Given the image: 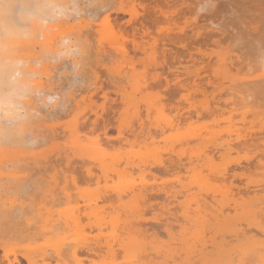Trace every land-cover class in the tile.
<instances>
[{
    "label": "bare ground",
    "instance_id": "6f19581e",
    "mask_svg": "<svg viewBox=\"0 0 264 264\" xmlns=\"http://www.w3.org/2000/svg\"><path fill=\"white\" fill-rule=\"evenodd\" d=\"M81 1V0H80ZM103 1V0H102ZM109 2H110V0H108ZM132 1V0H131ZM150 2H151V0H149ZM154 1V0H153ZM152 1V4L153 3H155V2H153ZM157 1H161V0H157ZM77 2H78V0H77ZM88 2V1H87ZM109 2H107V3H109ZM166 2V1H165ZM259 2V1H258ZM81 3V2H80ZM128 3H130V2H128ZM145 3V2H144ZM157 3V2H156ZM101 4L102 3H100V6H101ZM109 4H111V2L109 3ZM166 4V3H165ZM82 5V4H81ZM104 5V4H103ZM107 5V4H106ZM143 5V4H142ZM151 5V4H150ZM199 5H200V3H199ZM199 5L197 6H195V7H191V6H189V5H186V7H185V9L184 10H187V11H189V9L191 10L192 8V10L190 11V13L192 12V15L193 16H195V14L194 13H197V12H195L197 9H198V7H199ZM225 5V4H224ZM148 6V5H147ZM159 6V5H158ZM254 6V5H253ZM252 6V7H253ZM108 7H109V5H108ZM128 7V6H127ZM153 7V6H152ZM161 7V6H160ZM163 8H165V6H162ZM161 7V8H162ZM110 8V7H109ZM108 8V9H109ZM132 8V7H131ZM150 8V7H149ZM167 8V7H166ZM259 8V7H258ZM95 9H97V8H95ZM94 9V10H95ZM105 9H107V7L106 6H101L100 8H99V10H100V13L101 12H105ZM115 9V8H114ZM117 9H120V8H117ZM124 9V8H123ZM153 9V11H154V8H152ZM92 10V9H91ZM99 10L97 9V11H98V13H99ZM110 10V9H109ZM108 10V11H109ZM116 10V9H115ZM157 10V9H156ZM155 10V11H156ZM163 10V9H162ZM172 10H174V9H172ZM171 10V11H172ZM225 10V9H224ZM245 9H243V11H244ZM90 11V10H89ZM107 11V10H106ZM125 11V10H124ZM159 11V10H158ZM257 11V10H256ZM81 12H82V10H81ZM86 12V11H85ZM95 12H96V10H95ZM111 12V11H110ZM132 12V11H131ZM160 12H161V10H160ZM166 12V11H165ZM165 12H162V14H165ZM172 12H174V11H172ZM176 12H178V11H176ZM176 12H174V13H176ZM250 12V11H249ZM260 12V11H259ZM87 13V12H86ZM90 13H92V12H90ZM89 13V14H90ZM94 13V12H93ZM97 13V12H96ZM96 13H95V15H96ZM119 13V12H118ZM122 14H126V13H123V12H121ZM151 13V12H150ZM157 13V12H156ZM88 14V13H87ZM87 14H85V15H87ZM88 14V15H89ZM114 14H115V12H114ZM113 14V15H114ZM167 14V13H166ZM170 14H171V12H170ZM169 14V15H170ZM177 14V13H176ZM250 14H251V12H250ZM102 15V14H101ZM151 15V14H150ZM153 15V14H152ZM168 15V14H167ZM168 15V16H169ZM174 15V14H173ZM172 15V16H173ZM196 15H198V13L196 14ZM204 15L206 16H208V13L206 12V14L204 13ZM246 15V14H245ZM256 15V14H255ZM89 16H91L90 18H92V16H94V14L93 15H89ZM111 16V15H110ZM140 16V15H139ZM171 16V17H172ZM201 16V15H200ZM203 16V15H202ZM252 16H254V15H252ZM71 17V16H70ZM69 17V18H70ZM75 17V16H74ZM74 17H72V18H74ZM79 17V16H78ZM77 17V18H78ZM81 17V16H80ZM84 18L85 17H87V16H83ZM83 17H81L80 18V20L82 19V21H83ZM95 17V16H94ZM94 17L92 18L93 19V21H91V22H93V23H89V25H90V29H92V30H90L89 31V29L87 30L88 32H90V33H84L83 34V36L85 35V34H88L87 36L89 37V35L91 36V33L93 32V33H95V35L97 34H101L103 37H107L106 39H107V43L109 44V45H111L112 47H114V48H112V49H110L109 51H111V50H113V51H111L110 53L112 54V56H114L115 57V55L117 54V56L118 57H120V58H124V59H126L125 57H128L127 55L129 54L130 55V53L128 52V54H126V56L124 55L125 54V51H129V50H131V49H129L128 48V50H123L124 49V45H123V49H122V47L120 48V47H116V46H119L118 45V43H117V40L115 39V36L116 35H114V33H113V29H112V25H110V24H112V23H109V21H108V14H106L105 15V17H102V18H104V19H101L100 18V21L102 22V20H103V22L106 24L107 23V21H108V23H109V25H107V27L106 28H104L103 27V25H105V24H94ZM121 17V16H120ZM135 17V16H134ZM133 17V18H134ZM151 17V16H150ZM158 17V16H157ZM161 17V16H160ZM164 17V16H163ZM163 17H161L160 18V20L163 18ZM196 17V16H195ZM197 17H199V16H197ZM243 17V16H242ZM246 17V16H245ZM251 17V16H250ZM255 17V16H254ZM108 18V19H107ZM124 18V17H123ZM149 18V17H148ZM148 18H145V19H147V23L149 24V21H150V23H151V21H152V19H153V21H152V23L153 22H155V19L154 18H152L151 17V20H149ZM169 18V17H168ZM207 18V17H206ZM208 18H209V16H208ZM252 18V17H251ZM68 18H66V20H67ZM86 19V18H85ZM89 18H87V20H88ZM95 19H97V18H95ZM136 19H138V17L136 16ZM165 19V18H164ZM166 19H167V16H166ZM170 19V18H169ZM169 19H167V22H168V20ZM250 19V18H249ZM65 20V19H64ZM70 20H72V19H70ZM77 20V19H76ZM106 20V21H105ZM111 20V19H110ZM134 20H135V18H134ZM134 20H132V21H134ZM141 20H143V19H141ZM149 20V21H148ZM159 20V19H158ZM172 20H174L173 18L171 19V21ZM208 20V19H207ZM243 20V19H242ZM246 21H247V19H245ZM253 20V19H252ZM255 20V19H254ZM254 20L252 21V23L254 22ZM260 20V19H259ZM69 21V20H68ZM75 21V20H74ZM86 21V20H85ZM95 21H97V20H95ZM99 21V20H98ZM98 21L96 22V23H98ZM117 21V20H116ZM138 21V20H137ZM161 21H163L164 23H165V21L162 19ZM196 21H197V19H196ZM206 21V20H205ZM58 22V21H57ZM57 22H56V24H55V22H54V24L55 25H57ZM61 22H64V21H61ZM75 22H77V21H75ZM78 22L80 23V21H79V18H78ZM77 22V23H78ZM176 22V21H175ZM174 22V23H175ZM192 22H193V20H192ZM192 22H191V24H192ZM210 22H212V21H210ZM242 22V21H241ZM251 22V21H250ZM249 22V23H250ZM258 22V21H257ZM60 22H58V24H59ZM67 23V22H66ZM71 23V22H70ZM78 23V24H79ZM125 23V22H124ZM131 23V22H130ZM129 23V24H130ZM157 23V22H156ZM162 23V22H161ZM197 22H194L193 23V28L191 29V31H188L187 29V27H185V28H187V29H185V30H187L189 33L191 32V34H185L186 32H185V30H183V29H180V32L178 33L179 35H180V33H182V37H181V35H180V37H175V35H174V32H172L173 33V35H171L172 33H171V31H170V35L171 36H173V37H175V38H172L171 37V39H170V36H169V38H168V35H167V37H165L163 34H164V32L165 31H163V34H162V36H164V40L165 41H167V42H170V41H172L173 39V42L175 41V39L176 38H178V41H176L175 42V44H177V46L176 45H174V46H176L177 48H179V49H185L184 47H188L190 50H191V48H190V46H191V44H187V42H189V40L191 41L190 43H192V44H194L195 43V40H196V42L197 41H200V40H202V41H208L209 39H212L213 37H214V33H213V31H211L210 32V30H209V32L207 31V32H204V31H206V30H208L207 29V26L205 27V30H204V28H203V26L206 24V23H204V25H202V27L201 26H198V23L196 24ZM248 23V22H247ZM260 23V22H259ZM63 24V23H62ZM77 24V25H78ZM87 24V23H86ZM113 24H115V22L113 23ZM119 24V23H118ZM123 24V23H122ZM135 24H137V22H135ZM134 24V22L131 24L132 26L133 25H135ZM153 24H155V23H153ZM153 24H151V25H153ZM163 24V23H162ZM168 23H165V25H167ZM171 25H172V23H170ZM177 24V23H176ZM195 24L197 25V26H195ZM211 24H213V22L211 23ZM242 25L241 26H243V24H245V22H242L241 23ZM51 25V24H50ZM49 25V27H52L53 29H55L56 28V26L54 25V26H50ZM53 25V24H52ZM71 25V24H70ZM76 25V24H75ZM79 25H81V23L79 24ZM78 25V26H79ZM88 25V26H89ZM137 25H139V24H137ZM169 25V24H168ZM170 25V26H171ZM187 25V24H186ZM206 25H208V24H206ZM248 25V24H247ZM252 24H250V26H251ZM59 26V25H58ZM87 26V27H88ZM113 26H115V25H113ZM124 26V25H123ZM122 26V27H123ZM127 26H128V24H127ZM130 26V25H129ZM128 26V27H129ZM136 26V25H135ZM142 26V25H141ZM174 26V25H173ZM173 26H171L172 27V29H173ZM182 26V25H181ZM185 26V25H184ZM209 26V25H208ZM249 26V25H248ZM247 26V27H248ZM255 26V25H254ZM48 27V28H49ZM60 27H62L63 28V26H61L60 25ZM73 27H75L74 25H73ZM80 27V26H79ZM78 27V28H79ZM82 27V26H81ZM98 27H101L100 29H97ZM117 27V26H116ZM119 27V26H118ZM121 27V26H120ZM140 26H137V28H139ZM162 27H164L165 28V26H162ZM161 27V28H162ZM189 27V26H188ZM191 27V26H190ZM69 28H70V26H69ZM69 28L67 27L66 29L67 30H69ZM72 28V27H71ZM84 28V27H83ZM85 28H86V26H85ZM84 28V29H85ZM133 28V27H132ZM135 28V27H134ZM142 27H140V29H141ZM143 28H144V26H143ZM168 28H170L169 26H168ZM177 28V27H176ZM176 28H175V26H174V29L176 30ZM202 28H203V30H202ZM237 28V27H236ZM257 28H259L258 26H257ZM80 29V28H79ZM82 29V28H81ZM83 29V30H84ZM95 31H94V30ZM116 29V28H115ZM127 29H129V28H127ZM145 29H148V28H146L145 27ZM163 29V28H162ZM173 29V30H174ZM252 29V28H251ZM251 29L248 27V28H246V29H244V27H242V30H240L242 33H243V36L240 38V39H237V38H235L232 34H233V32L232 31H230L231 29H227L228 31H229V33H228V35H230L231 37H229L228 36V38H230V41L229 42H231V44L233 43L234 44V47L233 48H235V47H237V46H235V44L236 45H238V48L240 49V55H239V57H238V59H241V61L239 62L238 60H237V62H239V63H242L243 65H245L246 67H247V71H245L244 73H247V72H249L248 74V78H246V79H244V80H239V79H235L234 77L232 78L231 76H230V74H229V71H230V68H232V67H230V66H232L231 64H233V63H231L230 65L229 64H227V62H225V61H227L225 58H224V54H218V55H216V59H215V63L212 65L211 64V62H206V60L208 59H206L205 60V62L206 63H208V66H209V63H210V66H209V68L211 67L212 68V66H213V70H211V68H210V70L209 71H211L212 72V75H213V78H215V87H214V89H215V91H220V94H221V92L222 93H225V92H223L224 91V83H228V86L227 87H225V89H227V91L228 92H230V93H226L227 94V97L229 96V95H231L230 97H234V100H236V101H233V103H235V102H237V103H239L238 105H242V106H246V104H247V102L248 103H250L251 101H254V103H253V105H255V106H258L259 107V105H260V108L262 107V109H258V111L259 110H261V111H256V110H254V112H257V114H258V116H252V118L249 116V118H251V120H249V122H247V124H248V126H247V124H245V126H247V128H245V129H241V128H239V126L237 127L236 125H238V124H240V123H238V124H233V125H235V128L237 127V128H239V129H235V130H233V129H225L226 130V132L229 134V136H233V135H235V137H233V138H235V139H237L238 141V143L239 144H241L240 146H239V144L236 142V140H235V142H233L232 143V141H230L232 144V146L230 145L229 146V144H228V146L231 148V147H233V144H234V146H235V148H237L236 146L238 145V147H240V148H237V150L239 151V150H241V152H243L242 150L243 149H249L248 151L250 152V151H256V149H258V148H260L261 147V149H262V151L264 152V39H263V37H262V39H260L259 37L257 38V40L253 37V35L250 33V34H247L246 32H249V31H251ZM255 29V28H254ZM35 30L36 29H34V31H33V35L29 38V39H22V40H16V41H12L11 42V47H10V51L14 54V55H17V56H20V57H22V58H24V59H26L28 56H29V58H28V60L27 61H29L30 60V55H31V53H30V55H29V51H30V45L31 44H33V43H35L36 42V39L37 38H42V39H44L45 40V42L46 41H48V40H46V38H48L47 37V35L45 34V30L44 31H40L39 29V34H38V31H37V36H40V37H37L36 38V36H35ZM65 30V29H64ZM63 30V31H64ZM78 30V29H77ZM117 30V29H116ZM119 30V29H118ZM126 30V29H125ZM124 30V31H125ZM131 30V28L129 29V31ZM132 30H135V29H132ZM152 30V29H151ZM150 30V31H151ZM166 30V29H165ZM174 30V31H175ZM178 30V29H177ZM226 30V31H227ZM66 31V30H65ZM71 31H73V28H72V30ZM79 31V30H78ZM85 31V30H84ZM87 31H85V32H87ZM140 31H142V30H140ZM145 31H147V30H145ZM246 31V32H245ZM49 32V31H48ZM53 32L55 33V34H57V32H55L54 30H53ZM61 32V31H60ZM59 32V33H60ZM74 32V31H73ZM115 32V31H114ZM136 32L137 31H135V36H136ZM144 32V31H143ZM231 32V33H230ZM47 33V32H46ZM78 33H81V32H78ZM138 33V32H137ZM141 33V32H140ZM147 33H148V31H147ZM151 33H152V31H151ZM162 33V32H161ZM168 34H169V32H167ZM218 32H216V34H217ZM257 34L259 33V35H260V33H261V31L259 32V31H257L256 32ZM264 32H262L261 34H263ZM54 34V35H55ZM69 34H71V33H69ZM73 35L75 34V33H72ZM124 34V33H123ZM131 34V33H130ZM134 34V33H133ZM149 34V33H148ZM155 34H157V33H155ZM154 34V35H155ZM158 34H160V33H158ZM183 34L185 35V38L183 37ZM61 36L60 37H62L63 35H62V33L60 34ZM77 35V34H76ZM76 35L74 36V38H76ZM94 35V36H95ZM111 35V36H110ZM139 35H141V34H139ZM145 35H147V34H145ZM144 35V36H145ZM161 35V34H160ZM166 35V34H165ZM259 35H256V37L257 36H259ZM53 36V35H52ZM59 36V35H58ZM80 35H78L77 37H79ZM100 36V35H99ZM123 37H124V35H122ZM127 36H128V34H127ZM134 36V35H133ZM132 36V37H133ZM159 36V35H158ZM162 36H160L161 38H163ZM261 36H264V35H260V37ZM33 37H35V38H33ZM66 37H68L67 35H66ZM65 37V38H66ZM81 37V36H80ZM87 37V38H88ZM123 37H122V39H123ZM130 38V40H131V36H129ZM140 37V36H139ZM248 37L249 38H251L252 40H256L257 41V47L255 48V54H253V55H250L249 53H247V51H246V46H245V44L242 46V43H243V40H244V43L248 40ZM51 38V37H50ZM49 38V39H50ZM53 38V37H52ZM55 38V37H54ZM69 38H71V36L69 37ZM69 38H67V39H69ZM73 38V39H74ZM89 38H91V37H89ZM101 38V37H100ZM99 38V39H100ZM116 38H117V36H116ZM127 38V37H126ZM134 38V37H133ZM140 38H143V37H140ZM146 38V37H145ZM150 38V37H149ZM158 38V37H157ZM167 38V39H166ZM182 40H181V39ZM60 38H58V40H59ZM72 39V41H78V40H73ZM77 39H79V38H77ZM92 39H96V38H91L90 39V42H92L91 40ZM99 39H97L98 41H99ZM105 39V38H104ZM121 39V40H122ZM148 39V38H147ZM152 39V38H151ZM168 39H170V40H168ZM179 39H180V41L182 42L183 40L185 41V40H187V41H185L186 42V44L187 45H185L184 47H183V45L185 44H180V45H178L179 43L178 42H180L179 41ZM199 39V40H198ZM61 40H63L62 38H61ZM84 40H85V38H84ZM96 40V41H97ZM103 40V39H102ZM124 40H126L125 39V37H124ZM128 40V39H127ZM137 40V39H136ZM154 40V39H153ZM157 40V39H156ZM158 40H162L163 41V39H158ZM177 40V39H176ZM51 41V40H50ZM71 41V40H70ZM81 41V40H80ZM83 41V40H82ZM123 41V40H122ZM143 41V40H142ZM159 41V42H160ZM44 42V43H45ZM51 42H54L53 40L51 41ZM93 42H94V40H93ZM99 42H101V40L99 41ZM124 42V41H123ZM122 42V43H123ZM128 42H129V40H128ZM127 42V43H128ZM132 42V41H131ZM158 42V43H159ZM167 42H165V44L167 43ZM171 43V44H174V43ZM194 42V43H193ZM39 43V42H38ZM44 43H42V44H44ZM55 43H57V42H55ZM83 43V42H82ZM88 43V42H87ZM94 43H96V42H94ZM135 43H137V42H135ZM141 43H144V42H141ZM47 44V43H46ZM51 44V43H50ZM74 44V43H73ZM72 44V45H73ZM84 44V43H83ZM91 44H92V46H93V43H90L89 45L91 46ZM102 44V43H101ZM108 44H103V46L105 45H107V47L109 48V45ZM121 44V43H120ZM138 44V43H137ZM163 43H161V45H162ZM169 44V43H168ZM196 44H198V42L196 43ZM196 44H194V45H196ZM241 44V45H240ZM59 45H60V43H59ZM85 45V44H84ZM83 45V46H84ZM88 45V44H87ZM126 45V44H125ZM131 45V44H130ZM135 45V44H134ZM139 45V44H138ZM141 45V44H140ZM146 45V44H145ZM158 45V44H157ZM35 46V45H34ZM42 46V45H41ZM41 46H40V49H42L41 48ZM46 46V45H45ZM53 46V45H52ZM55 46H57V44L55 45ZM61 46V45H60ZM80 46V45H79ZM91 46V47H92ZM127 46V45H126ZM163 46H165V45H163ZM162 46V47H163ZM180 46V47H179ZM233 45H231V47H232ZM242 46V47H241ZM48 47V46H47ZM54 47V46H53ZM84 47H86V45L84 46ZM100 47V46H99ZM98 47V48H99ZM131 47V46H130ZM138 47H140V46H138ZM151 47V46H150ZM183 47V48H182ZM88 48V47H87ZM86 48V49H87ZM94 48V47H93ZM97 48V47H96ZM96 48H94V49H96ZM101 48V47H100ZM106 48V47H105ZM104 48V49H105ZM136 48V47H135ZM152 48V47H151ZM165 48V47H164ZM194 49H195V47H193ZM237 48V49H238ZM40 49H38V51L37 50H34L36 53H40ZM60 49H61V47H60ZM103 49V50H104ZM107 49V48H106ZM194 49H192V51L194 50ZM197 49V48H196ZM195 49V50H196ZM55 50H57V49H55ZM88 50V49H87ZM97 50V49H96ZM95 50V51H96ZM157 50V49H156ZM187 50V49H186ZM186 50H182V51H186ZM189 50V51H190ZM52 52V51H54V49L52 50V49H49L47 52ZM86 51V50H85ZM94 51V52H95ZM162 51H164V50H162ZM189 51L187 50V52H188V54H189ZM192 51H191V54L193 55V53H192ZM34 52V53H35ZM42 52H44V50L42 51ZM49 52V53H50ZM57 52H59V50L57 51ZM86 52H88V51H86ZM93 52V53H94ZM100 52V51H99ZM114 52H115V54H114ZM134 52V51H133ZM144 52H145V50H144ZM187 52H186V55H188L187 54ZM194 52V51H193ZM33 53V52H32ZM48 53V54H49ZM79 53V52H78ZM83 53H85V52H83ZM97 53H98V51H97ZM109 52H107V56H106V60H109V61H111V62H107V63H112V61H114V63H112V64H115L117 61H119L120 60V58H119V60L117 59H115L114 57H112L110 54H108ZM132 53V52H131ZM137 53V52H136ZM135 53V54H136ZM138 53H140V52H138ZM156 53V52H155ZM158 53H159V51H158ZM178 53V52H177ZM41 55L40 56H44V53H40ZM51 54V53H50ZM57 54V53H56ZM90 53H88V55H89ZM145 54V53H144ZM152 54V53H151ZM154 54V53H153ZM157 54V53H156ZM196 53H194V55H195ZM35 55V54H34ZM33 54H32V56L33 57H35ZM54 55V53H52V56ZM91 55V54H90ZM95 55H96V53H95ZM95 55H94V58L93 59H95ZM100 55V54H99ZM101 55H103V54H101ZM132 55V54H131ZM160 55V54H159ZM192 55H190V57H193ZM42 56V57H43ZM93 56V55H92ZM125 56V57H124ZM137 56V55H136ZM153 56V55H152ZM157 56V55H156ZM161 56V55H160ZM179 55L178 54H176L175 55V57H174V59L177 61V63L180 61H182L183 59H179V60H177L178 58H180V56L182 57V58H184L185 60H186V58L185 57H183L182 55H180L179 57H178ZM197 55H195V57H196ZM36 57H38V56H36ZM49 57V56H48ZM51 57V56H50ZM56 57V56H55ZM74 57H76V56H74ZM80 57H82V56H80ZM85 57V56H84ZM89 57V56H88ZM88 57H86V58H88ZM100 57V56H99ZM131 57V56H130ZM135 57V56H134ZM146 57H147V55H146ZM163 57V56H162ZM187 57V56H186ZM194 57V58H195ZM38 58H41V57H38ZM43 58H45V56L43 57ZM77 58H79V56H77ZM85 58V59H86ZM149 58H151V56L149 57ZM158 58V57H157ZM163 58H165V57H163ZM163 58H162V60H163ZM188 58H189V55H188ZM200 58V57H199ZM46 59H48V58H46ZM50 59V58H49ZM48 59V60H49ZM72 59V58H71ZM70 59V60H71ZM74 59V58H73ZM72 59V60H73ZM89 59H92V58H89ZM92 59V60H93ZM99 59V58H98ZM97 58H96V60H98ZM100 59H101V57H100ZM131 59V58H130ZM143 59V58H142ZM156 59V58H155ZM160 59V58H159ZM196 59H197V57H196ZM202 59H203V57H202ZM36 60V59H35ZM39 60V59H38ZM37 60V61H38ZM41 60V59H40ZM52 60V59H51ZM56 60V59H55ZM75 60L76 59H74V62H75ZM91 60V61H92ZM96 60L94 61V63L96 62ZM132 60H134V59H132ZM152 60V59H151ZM190 60V59H189ZM193 59H191V62L193 63V61H192ZM214 60V59H213ZM30 61H32V62H30V64L31 63H33L34 64V60H30ZM37 61H35V62H37ZM41 61H43V59L41 60ZM44 61H46V60H44ZM43 61V62H44ZM53 61V60H52ZM50 62V61H48L49 63L48 64H54L55 62L53 61V62ZM78 61L80 62V60H77L76 62L78 63ZM93 61H92V64H93ZM102 61H105V60H102ZM122 61V60H121ZM121 61H119L120 63H121ZM135 61V60H134ZM133 61V62H134ZM137 61H139V60H137ZM157 61V60H156ZM194 61H195V63H196V60L194 59ZM208 61V60H207ZM210 61V60H209ZM47 62V61H46ZM57 62H59V61H57ZM56 62V63H57ZM70 63L72 62V61H69ZM75 62V63H76ZM122 62H124V61H122ZM132 62V63H133ZM141 62V61H140ZM150 62H152V61H150ZM161 62V61H160ZM189 61L187 60V62L186 63H188ZM203 62V61H202ZM229 63H230V61H228ZM234 62H236V61H234ZM40 63V62H39ZM45 63V62H44ZM60 63V62H59ZM59 63H58V65H59ZM75 63H74V65H75ZM76 63V64H77ZM90 63V62H89ZM98 63V62H97ZM97 63H95V64H97ZM102 63V62H101ZM118 63V62H117ZM120 63H118V67H116L115 69H114V71L115 70H117L116 71V74H119L120 75V73L122 72H120L118 69H119V67H120ZM167 63V62H166ZM206 63H205V65H206ZM32 64V66H35V65H33ZM46 64V63H45ZM48 64H47V67H49L48 66ZM51 64V65H52ZM69 64V63H68ZM81 64V63H80ZM83 65H84V63H82ZM91 64V63H90ZM94 64V65H95ZM111 64V65H112ZM126 64H127V62H126ZM125 64V65H126ZM128 64H129V61H128ZM127 64V65H128ZM140 64V63H139ZM142 64V63H141ZM178 64H180V63H178ZM197 64V63H196ZM238 63H236V65H237ZM58 65H56V66H58ZM71 65V64H70ZM82 65V66H83ZM86 65H87V63H86ZM94 65H90V66H88L87 68L90 70V68L92 69H94ZM99 66H100V64H98ZM111 65H110V68H111ZM123 65V64H122ZM131 65H134V64H131ZM162 65H164V64H162ZM167 65V64H166ZM165 65V67H167ZM187 65V64H186ZM204 65V66H205ZM212 65V66H211ZM31 66V67H32ZM55 66V67H56ZM77 66V68H78V66H80V65H76ZM76 66H74V67H76ZM124 66V65H123ZM146 66V65H145ZM148 66V65H147ZM45 67V66H44ZM47 67H45V69L47 70L48 68ZM71 67H73V66H71ZM70 67V68H71ZM101 67V66H100ZM107 67V66H106ZM104 68V70L102 69V68H100L101 70H103V71H105V73H102V72H100V69L98 68V66H97V68L95 67V69H99L98 70V73L100 72V73H102L103 74V77H104V75H107L106 74V69L107 68ZM136 67V66H135ZM139 67V66H138ZM187 67V66H186ZM205 67H207V65L205 66ZM204 67V68H205ZM245 67V68H246ZM40 68V67H39ZM52 68V67H51ZM50 68V69H51ZM82 68V67H81ZM108 68H109V66H108ZM121 68V67H120ZM125 68H127V67H125ZM156 68V67H155ZM158 68V67H157ZM170 68V67H169ZM184 68V67H183ZM237 68H239V67H237ZM49 69V70H50ZM53 69H55L54 67H53ZM57 69H59V66H58V68ZM76 69V68H75ZM79 69V68H78ZM137 69V68H136ZM158 69H161V67L160 68H158ZM162 69H163V67H162ZM207 69V68H206ZM234 69V68H233ZM236 69V68H235ZM234 69V70H235ZM36 70V69H35ZM38 70V69H37ZM56 70V69H55ZM61 70V69H60ZM63 70V69H62ZM84 70V69H83ZM97 70H90L89 72H90V74H93L92 72L93 71H97ZM110 70V69H109ZM121 70V69H120ZM127 71H129L128 69H126ZM131 70V69H130ZM135 70V69H134ZM166 70V69H165ZM164 70V71H165ZM205 70V69H204ZM40 71H41V69H40ZM44 71V70H43ZM42 71V72H43ZM56 71H58V70H56ZM74 70H72V71H70L69 72V70L68 71H66V72H69L68 74H70L71 75V77L73 78V76L77 73V72H73ZM76 71H78V70H76ZM85 71H87L86 73H88L89 74V72H88V70H85ZM92 71V72H91ZM112 71V70H111ZM120 73H119V72ZM139 71V70H138ZM145 71H147V70H145ZM149 71V70H148ZM152 71V70H151ZM160 71V70H159ZM201 71V70H200ZM46 72V71H45ZM53 72H55V71H53ZM71 72H73V73H75V74H73V76H72V74H71ZM94 72V74H96ZM118 72V73H117ZM132 72H134V71H132ZM143 72V71H142ZM171 72V71H170ZM238 72H239V70H238ZM44 73V72H43ZM48 73V72H47ZM58 73H60V71H58ZM64 73H65V71H64ZM79 73V72H78ZM80 73L81 74H83V72H81L80 71ZM96 74V75H99V74ZM108 73H109V71H108ZM113 73V72H112ZM128 72H126V73H124V74H121L124 78L126 77L127 79H128V77L130 76H125V74H127ZM138 73V72H137ZM141 73V72H140ZM162 73V72H161ZM172 73V72H171ZM198 73H200L199 71H198ZM231 73V72H230ZM243 73V74H244ZM39 74V73H38ZM42 74V73H41ZM44 74H46V73H44ZM49 74H52V72L50 73L49 72ZM48 74V75H49ZM62 74V73H61ZM67 74V75H68ZM81 74H79V75H81ZM89 74V75H90ZM93 74V75H94ZM129 74H131V73H129ZM135 74V73H134ZM139 74V73H138ZM159 75H160V73H158ZM164 74V73H163ZM182 74V73H181ZM185 74V73H184ZM183 74V75H184ZM192 74V73H191ZM236 74H238V73H236ZM241 74H242V72H241ZM43 75V74H42ZM48 75H47V77H48ZM58 75V74H57ZM70 75H68V77L70 76ZM78 75V76H79ZM88 75V76H89ZM101 75V74H100ZM115 75V74H114ZM121 75H120V77H121ZM142 75H143V73H142ZM146 75H148V73L146 74ZM157 75V74H156ZM155 75V76H156ZM175 75V74H174ZM173 75V76H174ZM180 75V74H179ZM179 75H177V76H179ZM246 75V74H245ZM244 75V76H245ZM43 76H45V75H43ZM62 76V75H61ZM86 77H84V79L86 78H88L87 77V74L85 75ZM91 76V75H90ZM90 76H89V80H90ZM102 76V75H101ZM116 76V75H115ZM115 76H114V78H115ZM133 76V75H132ZM158 76V75H157ZM162 75H160V77H161ZM172 76V75H171ZM177 76H175V77H173V78H175V79H177ZM195 76V75H194ZM211 76V75H210ZM236 76V75H235ZM247 76V75H246ZM64 77V76H63ZM66 77V76H65ZM71 77H70V79H71ZM83 77V76H82ZM81 77V80L83 79ZM94 77H97V76H94ZM106 77H108V76H105V78ZM119 77V76H118ZM119 77V78H120ZM159 76H158V78H160ZM186 77V76H185ZM212 77V76H211ZM238 77H239V74H238ZM41 78V77H40ZM52 78H53V75H52ZM75 78L76 77H74V80H75ZM93 78V77H92ZM99 78V77H98ZM110 78V77H109ZM109 78H106L105 80H107V79H109ZM122 78V77H121ZM131 80L132 79H134V77L133 78H131V77H129ZM138 78V77H137ZM145 78H146V76H145ZM150 78V77H149ZM164 78V77H163ZM163 78H161L162 80H163ZM210 78V77H209ZM237 78V77H236ZM244 78V77H243ZM38 79H39V76H38ZM41 79H43V78H41ZM46 79H48V78H45V82H46ZM67 79H69V78H66L65 80H67ZM69 79V80H70ZM77 79V78H76ZM86 79H85V81H86ZM95 79V78H94ZM97 79V78H96ZM111 80H112V78H110ZM130 79L129 80H127V81H130ZM166 79V78H165ZM185 79V78H184ZM183 79V81L185 82V80ZM188 79V78H187ZM197 79V78H196ZM211 79V78H210ZM224 79H226L225 80V82H224ZM51 80V79H50ZM54 80H55V78H54ZM51 81L52 83L54 82L55 84H56V82L55 81ZM58 80V79H57ZM72 80V79H71ZM101 80V79H100ZM113 80H115V79H113ZM124 81H122L121 80V82H122V84H124V83H126L127 84V81L125 80V79H123ZM141 80V79H140ZM139 80V81H140ZM153 80V79H152ZM156 80H158V79H156ZM160 80V79H159ZM158 80V81H159ZM198 80V79H197ZM201 80V79H200ZM209 80V79H208ZM76 81V80H75ZM74 81V82H75ZM78 81V80H77ZM83 81V80H82ZM84 81V82H85ZM93 81H96L97 82V80H93ZM93 81H91V82H93ZM126 81V82H125ZM132 81H134V80H132ZM146 81V80H145ZM158 81H154V83L155 84H157L156 82H158ZM164 81V80H163ZM163 81H162V83H160V84H163ZM167 81H168V79H167ZM172 81H174V79H172ZM177 81H178V79H177ZM177 81H174V82H177ZM183 81L182 82H178V83H183ZM188 81H190V80H188ZM194 81H195V79H194ZM227 81V82H226ZM43 82V81H42ZM45 82H43V83H45ZM50 82V81H49ZM48 82V80H47V83H49ZM50 82V83H51ZM66 82H69V84H70V88H71V84H72V86H73V82L72 81H66ZM72 82V83H71ZM91 82H89V83H91ZM102 82H104V81H102ZM114 82H116L117 83V85H118V83L119 82H117V81H111V82H109V80H108V83L110 84V83H112V84H110V86L111 85H115L116 83H114ZM124 82V83H123ZM147 82V81H146ZM145 82V83H146ZM160 82V81H159ZM165 82V81H164ZM39 83V82H38ZM46 83V84H47ZM77 83V82H76ZM78 83H80V82H78ZM78 83H77V85H78ZM82 83V82H81ZM89 83H84L85 85H87V86H89ZM105 83H106V81H105ZM138 82H136L135 83V85L137 84ZM140 83V82H139ZM142 83L143 84H145L143 81H142ZM142 83H141V85H142ZM166 84H168L167 82H165ZM164 83V84H165ZM212 83H214V81L212 82ZM211 83V84H212ZM58 84V83H57ZM63 84V83H62ZM83 84V83H82ZM81 84V85H82ZM95 84H97V83H95ZM98 86L100 87L101 86V88H102V85H100V84H102L101 82H99L98 81ZM109 84H105V85H107L106 86V88L107 87H110L109 86ZM119 84H121V83H119ZM121 84V85H122ZM125 84V85H126ZM133 84V83H132ZM131 84V85H132ZM149 84V83H148ZM160 84H158V85H160ZM176 84L177 83H175V85L174 86H176ZM189 84H190V82H189ZM197 84V83H196ZM199 84V83H198ZM41 85V84H40ZM52 85V84H51ZM50 85V86H51ZM67 85V84H66ZM81 85H78V86H80V91H86V89H88L89 87L90 88H92L91 87V85L92 86H95L94 88H96L97 86L96 85H94V82H93V84H90V86L88 87V88H86L87 86H84L86 89H84ZM104 85V86H105ZM111 86V88L112 87H115V86ZM121 85H119V86H121ZM125 85H123V86H125ZM128 85V84H127ZM126 85V86H127ZM130 85V84H129ZM138 85V84H137ZM136 85V86H137ZM146 85V84H145ZM150 85V84H149ZM148 85V86H149ZM180 85V84H179ZM183 85H184V83H183ZM188 85V84H187ZM192 85V84H191ZM42 86H44V85H42ZM47 86H49V84H47L45 87L47 88ZM49 86V87H50ZM54 86V85H53ZM53 86H52V88H53ZM57 86V85H56ZM55 86V87H56ZM61 86V85H60ZM78 86H76L77 88H78ZM103 86V87H104ZM125 86V87H126ZM133 86H134V84H133ZM133 86H131V87H133ZM152 86H154V85H152ZM163 85H161V87H162ZM164 86H166V85H164ZM171 86H173V84L171 85ZM171 86H168V87H171ZM48 87V89L51 91L52 90V88L50 89ZM62 87V86H61ZM68 87V86H67ZM67 87H66V90H67ZM75 87V86H74ZM76 87L75 88H73L74 90H72V93H67V92H71V91H69L70 89H68V91L67 92H64V94L65 95H67V94H73V97L75 96V92L73 93V91H75V89H76ZM82 87V88H81ZM98 87V88H99ZM128 87V86H127ZM155 87H159V86H155ZM167 87V86H166ZM179 88V86H176V87H174V89H173V91H171V94H168L170 91H168V93L166 92L165 93V96H164V99L162 98L163 97V95H161L162 97V100H163V102H166L168 99L167 98H169L168 96H167V98H165L166 97V94L167 95H170V99L169 100H171V95H173L174 96V94H175V96H177V94L179 93V92H181V91H184V90H182L181 89V91L180 90H178V88ZM181 87H182V85H181ZM193 87V86H192ZM195 87H197V86H195ZM200 87V86H199ZM208 87V86H207ZM46 88H43V89H45L44 90V92H46ZM98 88H96V90L98 89ZM105 88V87H104ZM104 88H102V89H104ZM105 88V89H106ZM110 88V89H111ZM122 88V86L120 87V89ZM130 88V87H129ZM137 88H138V86H137ZM142 88V87H141ZM140 88V89H141ZM151 88V85L149 86V89ZM160 88V87H159ZM184 88V87H183ZM186 88H188V91L189 90H191V89H189V87H186ZM210 87H208L206 90H208ZM42 89V90H43ZM59 89L60 88H58V90H55V89H53L54 91H57V93H58V91H59ZM79 89V88H78ZM105 89H104V91H105ZM108 89V88H107ZM145 90H146V88H144ZM152 89V88H151ZM164 89V88H163ZM165 89H167V88H165ZM177 89V90H176ZM61 90V89H60ZM63 90V89H62ZM89 90H92V89H89ZM88 90V91H89ZM99 90V89H98ZM129 90V89H128ZM134 89L132 88V91H133ZM139 90V89H138ZM159 90V89H158ZM169 90V89H168ZM187 90V89H186ZM48 91V90H47ZM50 91H48L47 92V94L50 92ZM54 91H53V93H52V95L53 94H55L54 93ZM65 91V90H64ZM78 91V90H77ZM76 91V93H78ZM87 91V92H88ZM103 91V92H104ZM116 91V90H115ZM140 91V90H139ZM138 91V92H139ZM142 92H143V89L141 90ZM141 91H140V93H141ZM152 91H154V88L152 89ZM157 91V90H156ZM163 91V90H162ZM167 91V90H166ZM179 91V92H178ZM210 91V90H209ZM60 92V95H64L61 91H59ZM87 92H84L85 94L87 93ZM94 92H96V91H94ZM100 92H102V90L101 91H99L98 93L101 95V93ZM111 92V91H110ZM127 92V91H126ZM135 92V91H134ZM145 92V91H144ZM148 92H149V90H148ZM151 92V91H150ZM164 92H165V90H164ZM174 94H173V93ZM178 92V93H177ZM192 92V93H191ZM56 93V94H57ZM62 93V94H61ZM67 93V94H66ZM80 93V92H79ZM82 93V92H81ZM89 93V92H88ZM91 93V92H90ZM112 93H114V92H112ZM116 93V92H115ZM120 93V91L118 92V94ZM156 93V92H155ZM162 93V92H161ZM184 93V92H183ZM182 92H181V94H180V96L181 95H183V97H185V95L183 94ZM186 94H188L189 93V95H190V93L191 94H193V96H194V91H189L188 93H187V91L185 92ZM104 94V93H103ZM107 94H109V93H107ZM121 94V93H120ZM133 94V93H132ZM135 94V93H134ZM150 94V93H149ZM59 95V94H58ZM69 95H67L68 97H69ZM86 95H89V94H86ZM96 95H98L97 94V92H96ZM110 95H111V93H110ZM122 95V94H121ZM124 95V94H123ZM137 95H139V94H137ZM146 95V94H145ZM144 95V96H145ZM155 95V94H154ZM157 95V94H156ZM197 95H198V93H197ZM202 95V94H201ZM70 96H72V95H70ZM78 96V95H77ZM76 96V98H79V97H77ZM81 96H82V94H81ZM127 96V95H126ZM129 96H130V94H129ZM136 96V95H135ZM140 96V95H139ZM158 96V95H157ZM174 96V97H175ZM199 96H200V93H199ZM217 96H218V94H217ZM226 96V95H225ZM63 97V96H62ZM73 97H71V99L73 98ZM82 97H84V96H82ZM87 97V96H86ZM92 97V96H91ZM90 97V98H91ZM94 97H95V95H94ZM121 97V96H120ZM128 97V96H127ZM127 97H123L122 98V102L121 101H118L116 104H118L119 106H117L116 107V105L115 106H111L112 107V109L115 107L116 108V110L118 109V107H120V105H122V106H124V110H121V111H123L122 113H119L120 114V124L121 125H125V124H128L129 123V121L131 120V119H133V117H138L139 116V112H138V108H137V105L133 102V100L132 99H128ZM142 97V96H141ZM195 97V96H194ZM203 97V96H202ZM219 97V96H218ZM189 98L190 99H187V102H191L190 100H192V98L189 96ZM206 98H207V96H206ZM237 98V99H236ZM253 98V100H249L248 101V99H252ZM69 99H70V97L68 98V100H66V101H69ZM70 99V100H71ZM75 98H73V100H74ZM96 99V98H95ZM99 99H101V96H100V98ZM108 99L110 100V98H109V96H108ZM137 99H139V98H137ZM141 99L142 98H140V101H141ZM158 99H160V98H158ZM178 99V98H177ZM180 99V98H179ZM205 99V98H204ZM227 99V98H226ZM257 99L258 100H260L261 101V103L259 104V102H258V105L257 104H255L256 102H257ZM61 100H64V99H61ZM84 100H85V98H84ZM89 100H92V98L91 99H89ZM94 100V99H93ZM106 101L105 102H107V99H105ZM116 100V99H115ZM118 100V99H117ZM119 100H120V98H119ZM143 100V99H142ZM145 100V99H144ZM153 100H155V99H153ZM173 100V99H172ZM171 100V101H172ZM183 100H185V99H183ZM194 100V99H193ZM192 100V102H194ZM78 101V100H77ZM86 101H88L87 99H86ZM95 101V100H94ZM98 101H100V100H98ZM110 101H112L111 102V104L113 103V99H111ZM136 101V100H135ZM139 101V100H138ZM149 101V100H148ZM198 101V100H197ZM196 101V102H197ZM205 101V100H204ZM206 101H208V100H206ZM256 101V102H255ZM62 102V101H61ZM71 102V101H70ZM73 102H75V101H73ZM80 102H82V101H80ZM105 102H104V104H105ZM142 102H144V101H142ZM146 105L147 106H149L150 107V109L149 108H147L149 111L150 110H152V113H153V110H154V112H155V114H154V117H155V119L152 121V123L154 124V126L156 127V128H158V129H160L159 131H158V129L157 130H155V131H158L160 134H162V136H161V138L160 137H158V139L159 140H156L155 138H151L150 140H146V142L148 141L149 142V144L147 145H144V146H142L141 147V145H140V147L139 148H137V150H134L135 148H133V147H131V148H128V150L126 149L125 151H127V155L128 156H126V160L128 161V160H130L131 159V161H133L134 159H142V158H145V157H148V158H153V157H157V155L158 154H160L157 158H153V159H158L160 156H161V152H164L163 150H165V152H166V150H168L169 149V151H170V149L172 150V148H168L166 145L168 144V142L170 143H172V141H176V142H178L179 144H183L182 142L184 141L185 143L184 144H186V142L188 141H186V139H188L187 137L189 136L190 137V131H187V132H185V133H183V132H180V127H178V125L180 124V123H177L179 120H180V115L178 116V118H179V120H177L176 121V119H175V121H174V119H172V116H171V118H169L168 117V115L167 114H165V110H164V107L163 106H157L156 104H157V102H155V103H153V101L152 102H150V103H147V99H146ZM180 102V101H179ZM181 102H182V100H181ZM181 102H180V104H181ZM185 102V105H186V101H184ZM184 102H183V104H184ZM192 102H191V104H192ZM203 102V101H202ZM202 102H200V103H202ZM210 102V101H209ZM211 102H212V100H211ZM211 102H210V104H211ZM229 102V101H228ZM231 102V101H230ZM63 103V102H62ZM61 103V106L59 107V108H54V109H56V112H58V114L57 115H59V114H63V115H65V114H67V113H70V109H72V108H70V109H68V106L70 105V104H68V103H63L62 104ZM91 103V102H90ZM110 103V102H109ZM108 103V104H109ZM167 103L168 102H166V105H165V103H164V105L165 106H167ZM172 103V102H171ZM195 103V102H194ZM216 103H217V101H216ZM216 103L214 104V105H216ZM232 103V102H231ZM35 104V103H34ZM66 104H68V105H66ZM92 104V103H91ZM95 104V103H94ZM94 104H92V105H94ZM103 103H102V105H104ZM139 104H140V102H139ZM143 104V103H142ZM141 104V105H142ZM168 104H170V103H168ZM174 104V103H173ZM182 104V105H183ZM187 104H190V103H187ZM196 104V103H195ZM204 105L206 104V102L205 103H203ZM212 104H213V102H212ZM211 104V105H212ZM218 104V103H217ZM220 104V103H219ZM225 104V103H224ZM36 105V104H35ZM71 105H72V103H71ZM74 105H77V107H78V102H77V104H76V102H75V104ZM74 105H72V106H74ZM145 105V104H144ZM143 105V106H144ZM226 105H227V103H226ZM236 105V104H235ZM240 105V106H241ZM251 107L250 108H252V107H254V106H252V102L249 104ZM106 106V105H105ZM108 106V105H107ZM106 106V107H107ZM184 106V105H183ZM191 106H194V105H191ZM190 106V107H191ZM208 105H206V108L205 109H209L208 107H207ZM213 106V105H212ZM212 106H211V108L209 109V111L211 112V114L212 115H214V114H216L215 112V110L213 109L214 108V106H213V108H212ZM220 106H222L223 107V105H220ZM32 107H33V105H32ZM39 107V106H38ZM69 107H71V106H69ZM79 107H80V105H79ZM78 107V108H79ZM88 107V106H87ZM94 107V106H93ZM96 107V106H95ZM109 107V106H108ZM107 107V108H108ZM178 107V106H177ZM176 107V108H177ZM182 107V106H181ZM180 107V108H181ZM189 107V106H188ZM198 107V106H197ZM205 107V106H204ZM216 107V106H215ZM225 107V106H224ZM40 108V107H39ZM39 108H37V109H39ZM74 108H76V107H74ZM77 108V109H78ZM89 108H90V106H89ZM102 108H104L105 109V107H102ZM114 108V109H115ZM121 109H123V107H120ZM120 108H119V110L118 111H120ZM145 108V107H144ZM184 108H187V107H184ZM192 108V107H191ZM190 108V109H191ZM200 108V107H199ZM226 108V107H225ZM228 108V107H227ZM234 108V107H233ZM232 108V109H233ZM242 108V107H241ZM246 108H248V107H246ZM36 109V106H35V110H37ZM42 109V108H41ZM41 109H40V111H41ZM45 109V108H44ZM53 109V108H52ZM52 109H51V111H52ZM86 109V108H85ZM88 109V108H87ZM87 109H86V111H85V113H87V114H89V112H90V110H89V112H87ZM111 109V108H110ZM109 109V110H110ZM113 109V110H114ZM166 109H167V107H166ZM168 109H169V105H168ZM167 109V111H169L170 109H171V106H170V109L168 110ZM172 109H174V111H175V108H174V106H173V108ZM171 109V110H172ZM178 109V108H177ZM189 109V110H190ZM194 109V108H193ZM202 109V108H201ZM200 109V110H201ZM212 109V110H211ZM220 109H222V108H220L219 107V110ZM229 109V108H228ZM235 109V108H234ZM46 110V111H45ZM45 110H43V112H40L39 110V112L40 113H43V115H44V113H46L45 114V116L44 117H40V116H38V117H34L27 125H25V126H22L21 128H19V129H16V130H9V131H6V132H3V133H0V177H2L1 175L3 174V175H5L4 174V171H6V170H2V167L5 165V164H15V163H17V160L19 159V160H21V156L23 155V154H27V156H25V157H23V160H25L27 157H28V155H29V152L30 151H28L27 149H29L31 146H33V145H35V144H37L38 142H39V138H41V142H43V143H45L46 141H47V136L45 135V136H43V137H39L38 138V133L41 131V127H47V125L45 124H43V123H45L46 121V118L48 117L49 119L50 118H55V117H58L57 115H56V112H55V117H53V113H51L50 111H47V109H45ZM58 110V111H57ZM95 110H97V108L95 109ZM115 110V111H116ZM132 112H131V111ZM197 110V109H196ZM203 110H204V108H203ZM214 110V111H213ZM217 110V109H216ZM218 110V111H219ZM249 110V109H248ZM248 110H246L247 112H250V111H248ZM252 110V109H251ZM45 111V112H44ZM66 111H69V112H66ZM79 111V110H78ZM83 111V110H82ZM98 111H100V110H98ZM107 111V109L105 110V112ZM117 111V112H118ZM131 113H130V112ZM148 111V113H150ZM173 111V112H174ZM213 111V112H212ZM223 111V110H222ZM222 111H220V112H222ZM253 111V110H252ZM66 112V113H65ZM73 112H75L76 113V109H75V111H73ZM73 112H71L72 114H73ZM95 112V111H94ZM93 112V113H94ZM111 112V111H110ZM117 112H115V113H117ZM145 112V111H144ZM172 112V113H173ZM186 112V111H185ZM184 112V113H185ZM191 112H196V111H194V110H190V114H191ZM198 112H199V114L202 116V114L200 113V111L198 110ZM208 112V111H207ZM207 112L205 113L206 114V116H207ZM210 112H208L209 114H210ZM219 112V113H220ZM225 112V111H224ZM223 112V113H224ZM38 113V112H37ZM40 113H38V115H40ZM81 113H83L84 114V116L86 117V114L84 113V111L83 112H81ZM90 113H92V112H90ZM96 113H98V112H96ZM99 113H101V112H99ZM109 113V112H108ZM108 113L106 114L105 113V115H103L104 117H106V115H108ZM142 113H143V111H142ZM141 113V114H142ZM152 113L150 114L151 116H153L152 115ZM167 113V112H166ZM178 113V112H177ZM184 113H182L181 115L183 116V114ZM187 113H189V112H187ZM78 114V113H77ZM198 113H197V115H199ZM205 114L202 116V120H203V117L205 116ZM210 114V115H211ZM63 115H62V117H63ZM80 115V114H79ZM97 115H99V114H97ZM97 115H96V117H97ZM117 115V114H116ZM171 115V114H170ZM194 115V114H193ZM211 115V116H212ZM222 116H223V114H221ZM221 115H220V117H221ZM225 115H226V113H225ZM234 115H236L235 113H234ZM234 115H233V117H234ZM261 115V116H260ZM37 116V115H36ZM42 116V115H41ZM69 116V115H68ZM92 116V115H91ZM91 116H89V117H91ZM102 116V117H103ZM109 116V115H108ZM140 116H142V115H140ZM147 115H145L144 117H146ZM181 116V117H182ZM186 116H190L189 114L187 115V114H185V117ZM195 117H197L198 118V116H196V115H194ZM193 116V118H195ZM201 116L199 117L200 118V120H201ZM211 116L209 117V119L211 118ZM227 116V115H226ZM239 116V115H238ZM237 116V117H238ZM61 117V116H60ZM60 117L59 118H55V120L56 119H60ZM72 117V116H71ZM81 117V116H80ZM83 117V116H82ZM84 117V118H85ZM93 117V116H92ZM91 117V118H92ZM102 117L100 118V119H102ZM103 117V119H105L106 120V118H104ZM110 118H111V115L109 116ZM114 117V116H113ZM112 117V118H113ZM117 117H119V116H117ZM177 117V116H176ZM185 117H183V119L185 118ZM191 117H192V115H191ZM190 117V120H192L193 118H191ZM208 117V116H207ZM215 118L217 117L218 118V116L217 115H215L214 116ZM214 117H212V118H214ZM225 117V116H224ZM232 117V118H233ZM242 120L244 121L245 119H246V116H245V113H243L242 114ZM87 118H88V116H87ZM86 118V119H87ZM98 118H99V116H98ZM109 118V119H110ZM115 118H116V116H115ZM114 118V119H115ZM148 118V117H147ZM199 118H198V120H199ZM214 118V119H215ZM232 118H231V120H232ZM235 118V117H234ZM240 119H241V115H240V117H239ZM248 118V119H249ZM48 119V120H49ZM53 119H50V121L52 120V122H53ZM70 119H72V118H70ZM70 119L68 120V121H66V120H64V118H63V120H64V122H69V125H67L68 127H66L65 126V128L63 129V130H61V127H60V130L62 131V132H65V135H66V133H68L67 135H69V139H67V140H69L70 141V143H71V146L70 147H72L73 148V150H74V154L78 157V158H75V155H74V162L77 164L78 162V160L76 161L75 159H79V158H84V159H88V160H91V161H94V162H96V163H98V164H100V166L102 167V169L103 168H107L104 164L105 163H107V160H109L110 161V163H115V162H117V161H120V159H121V157L119 156L120 154H119V152L117 151V150H115V151H109V149H108V146H105V147H107V149L105 148V147H103V144L101 143V141H102V139H101V141L99 140V139H96V137L98 136V135H95L96 137H93V138H91V137H89L90 136V134H89V136H87L85 133L86 132H88L86 129L87 128H90V126L88 125V122H89V120H91V122H92V119H90V118H88L87 120H86V122H87V125H85L84 123V125L85 126H88L87 128H85L84 127V125L81 127V128H85V130H86V132L83 134V130L81 131V129H80V126H79V121H71L70 122ZM74 119V118H73ZM83 119V118H82ZM100 119H97L98 121L100 120ZM118 119V118H117ZM117 119H116V122H118L117 121ZM137 119H139V118H137ZM143 119V118H142ZM151 119H152V117H151ZM189 119V118H188ZM205 119L206 118H204V121L202 122V120H201V122L202 123H204V122H207V121H205ZM219 119V118H218ZM217 119V120H218ZM224 119H226V118H223V120ZM230 119V118H229ZM237 120H238V118H236ZM104 120V121H105ZM113 120V119H112ZM144 120H145V118H144ZM143 120V121H144ZM188 121L186 118L183 120V121ZM195 120V119H194ZM207 120V119H206ZM212 120V119H211ZM216 120V119H215ZM216 120V121H217ZM221 120V119H220ZM220 120H219V122H220ZM234 120V119H233ZM237 120H235V122H237ZM49 121V122H50ZM93 121H95V120H93ZM103 121V120H102ZM103 121V122H104ZM108 118H107V121H105V122H107L106 123V125H109V123H108ZM114 121V120H113ZM113 121H110V123H112ZM137 121V120H136ZM193 121V120H192ZM212 121H214V120H212ZM247 121V120H246ZM55 122V121H54ZM83 122H85V121H83ZM103 122H101V123H103ZM135 122V121H134ZM180 122H181V125H183L182 124V121L180 120ZM190 122V121H189ZM195 122H196V120H195ZM199 122V121H198ZM221 122H222V120H221ZM221 122H220V124H218V128H219V126L221 125H223V124H221ZM228 122V121H227ZM231 122V121H230ZM242 122V121H241ZM51 123V122H50ZM56 123H59L58 121L56 122ZM60 123H63V122H61L60 121ZM65 123V124H66ZM97 122H95V124H96ZM99 123H100V121H99ZM114 123V122H113ZM136 123V122H135ZM193 123V122H192ZM192 123H190V124H192ZM197 123V122H196ZM213 123V122H212ZM233 123V122H232ZM55 123H51V125H54ZM80 124H82V122H80ZM90 124V123H89ZM105 124V123H104ZM132 124V123H131ZM147 124V123H146ZM187 124L188 123H185L184 124V128H186V126H187ZM208 124H209V122H208ZM227 124V123H226ZM57 125H59V124H56V129H58L57 127ZM60 125H62V124H60ZM59 125V126H60ZM91 125H93V124H91ZM99 125V127H96V126H98ZM114 125V124H113ZM120 125V126H121ZM133 125H134V127H137V126H135V124L133 123ZM133 125H132V127H133ZM143 125V124H142ZM144 125H145V123H144ZM197 125V124H196ZM195 125V126H196ZM210 125V124H209ZM232 125V124H231ZM104 126V125H103ZM102 126V124H97V125H95V127L96 128H98L99 130H102V129H100L101 127H103ZM146 126H149V125H146ZM244 125H243V128L245 127ZM91 127H93V126H91ZM107 127V126H106ZM109 127H112V125L110 124V126ZM117 127V126H116ZM119 127V126H118ZM126 127V126H125ZM127 127H128V125H127ZM127 127H126V129H127ZM142 127V126H141ZM144 127V126H143ZM190 127H191V125H190ZM194 127V126H193ZM193 127H191V128H193ZM234 127V126H233ZM95 128V129H96ZM104 128H105V126H104ZM144 128H146V127H144ZM148 128V127H147ZM184 128H183V130H184ZM197 128V127H196ZM195 128V129H196ZM215 128H216V125H215ZM221 128V127H220ZM228 128V127H227ZM53 129H54V126H53ZM53 129H49V132H50V130L52 131ZM55 129V130H56ZM94 128H92V130L91 131H94L93 130ZM98 129H96V130H98ZM114 129V128H113ZM120 129V128H119ZM129 129V128H128ZM127 129V130H128ZM137 129V128H136ZM141 129V128H140ZM194 129V128H193ZM192 129V130H193ZM199 129H204V131H205V133H210V134H219L221 131H213L212 129H210V130H208V128L204 125L203 127H201V128H199ZM199 129H197V130H199ZM84 130V131H85ZM89 130V131H90ZM95 130V131H96ZM104 130V129H103ZM135 130V129H134ZM142 130V129H141ZM140 130V131H141ZM151 131L153 130V129H150ZM186 130V129H185ZM214 130H216V129H214ZM224 130V129H223ZM222 130V131H223ZM224 130V131H225ZM61 131H57V132H61ZM105 131V130H104ZM109 132L110 131H112V130H108ZM108 131H107V133H108ZM123 131H125V130H123ZM146 131V130H145ZM145 131H143V132H145ZM167 131H170V132H172V133H169V135H167L166 134V136H163V134L165 133V132H167ZM200 131V130H199ZM56 132V131H55ZM61 132V133H62ZM113 133H116V131L114 132V131H112ZM111 132V133H112ZM118 132H119V130L117 131V134H118ZM129 133L131 132V131H128ZM128 132H126V133H128ZM134 132H137V130L136 131H134ZM134 132H131V134L132 133H134ZM150 132V131H149ZM158 132H155V133H157L158 134ZM192 132V131H191ZM194 132V131H193ZM258 132V133H257ZM48 133V132H47ZM50 133H53L54 134V130H53V132H50ZM49 133V134H50ZM88 133H91V134H93L92 132H88ZM95 133V132H94ZM106 133V134H107ZM123 133V132H122ZM121 133V134H122ZM125 132H124V135L126 134ZM154 133V134H155ZM199 133V132H198ZM259 135H257V134ZM45 134V133H44ZM48 134V135H49ZM53 134H51L50 136H53ZM63 134V136H65L64 135V133H62ZM62 134H59V133H57V136L59 135V136H61ZM95 134H97V132L95 133ZM98 134H99V132H98ZM100 134H101V132H100ZM104 134V133H103ZM134 134H136V133H134ZM149 134V133H148ZM204 134V133H203ZM227 134V135H228ZM233 134V135H232ZM28 135V136H27ZM55 136H56V133L54 134ZM66 135V136H67ZM110 134H108V135H106V138H108L107 136H109ZM114 135H116V134H114ZM138 135V134H137ZM141 135V134H140ZM142 135H144V134H142ZM159 135V134H158ZM192 135V134H191ZM195 135L197 136V138L200 136V137H202V138H205V137H203V136H201L202 134H196L195 133ZM221 135H223V134H221ZM221 135H220V137H221ZM225 135V134H224ZM55 136H53V137H55ZM56 136V138H58ZM112 136V135H111ZM118 136V135H117ZM120 136V135H119ZM118 136V137H119ZM127 136V138L126 137H124V136H122V137H124V139H126L127 140V142H128V137H129V141H131L130 139H132L131 137H130V135L128 136V134L126 135ZM134 136V135H133ZM153 136V135H152ZM156 136V135H155ZM208 136V135H207ZM228 136V137H229ZM255 136V137H254ZM257 136V137H256ZM27 137L29 138V139H27ZM49 137V136H48ZM103 137L105 138V136L103 135ZM116 137V136H115ZM195 136H193L192 138H194ZM224 137V136H223ZM223 137H222V139L221 140H223ZM56 138H54V139H56ZM59 138H62V136L61 137H59ZM65 138V139H64ZM98 138H100L99 136H98ZM101 138H102V136H101ZM112 138V137H111ZM114 138V137H113ZM144 138V137H143ZM186 138V139H185ZM191 138V137H190ZM190 138H189V140H190ZM201 138V139H202ZM216 138V137H215ZM226 137H224V141L226 140L225 139ZM231 138V137H230ZM50 139V141H48V142H51V140L53 141V138L51 139V138H49ZM63 139L64 140H66V137H63ZM110 139V138H109ZM108 139V140H109ZM123 139V138H122ZM138 139V138H137ZM136 139V140H137ZM141 139V138H140ZM185 139V140H184ZM217 139H219V138H217ZM216 139V140H217ZM219 139V140H220ZM58 140V139H57ZM104 140H107V139H103V141ZM107 140V141H108ZM114 140H117V139H114ZM178 140V141H177ZM193 140V139H192ZM195 140H196V138H195ZM199 140H200V138H199ZM209 140V139H208ZM219 141V142H222L223 143V141ZM229 140H231V139H229ZM229 140H228V142H229ZM233 140V139H232ZM33 141H34V143H33ZM59 141H62V139H59ZM68 141V142H69ZM106 141V142H107ZM109 141H111V140H109ZM120 141V140H119ZM144 142H145V140H143ZM151 141V142H150ZM194 141V140H193ZM192 141V142H193ZM196 141H198V139L196 140ZM201 141V140H200ZM199 141V142H200ZM227 141V140H226ZM234 141V140H233ZM105 142V141H104ZM112 142V141H111ZM117 142L118 141H114V143L115 144H117ZM125 143H127L126 141H124ZM124 142H122V141H120L118 144H122L123 145V143ZM159 142V143H158ZM160 142H163V143H161V144H165V145H163L164 147H163V150L161 151L160 149H162V148H160V146H158V145H155V144H160ZM198 142V143H199ZM215 142V141H214ZM217 142V141H216ZM215 142V143H216ZM227 142V143H228ZM53 143V142H52ZM59 143V142H58ZM62 143V142H61ZM65 145H68V144H66V142H63ZM62 143V144H63ZM124 143V144H125ZM130 143V142H129ZM177 143V144H178ZM188 143V142H187ZM189 143L191 144V140L189 141ZM215 143H213V144H215ZM222 143H220V147L222 146L221 144ZM225 143V142H224ZM223 143V144H224ZM63 144V145H64ZM115 144H114V146H115ZM117 144V145H118ZM132 144V143H131ZM139 144V143H138ZM190 144H188V145H190ZM210 144V143H209ZM209 144H207L206 143V146L208 145L209 146ZM216 144V145H217ZM236 144V145H235ZM47 145V144H46ZM49 145H52V144H50L49 143ZM54 145V144H53ZM52 145V147L54 148L55 146H53ZM70 145V144H69ZM106 145H110V144H106ZM127 145V144H126ZM150 145V146H149ZM195 145H196V143H195ZM217 145V146H218ZM39 146V145H38ZM41 146H43V145H41ZM40 146V147H41ZM45 146V145H44ZM43 146V148H47V147H51V146H46V147H44ZM184 145H180V147H183ZM199 146V145H198ZM204 146V145H203ZM203 146H202V149H203ZM205 146V147H206ZM224 146V145H223ZM223 146H222V148H223ZM65 147V146H64ZM116 147V146H115ZM122 147H124V146H122ZM135 147V146H134ZM161 147H162V145H161ZM178 147V146H177ZM185 147V146H184ZM209 147H212V145L211 146H209ZM220 147H218V148H220ZM226 147V146H225ZM224 147V148H225ZM228 147V148H229ZM34 148H35V146H34ZM34 148L31 150V149H29V150H31V152H30V155L31 156H33L34 154H33V152H36L38 149L37 148H35V150H34ZM56 148V147H55ZM59 148L60 147H58V152H59V154H60V151H59ZM69 149V150H71L69 147H66V149ZM111 148V147H110ZM176 148V147H175ZM221 148V149H222ZM227 148V149H228ZM234 148V147H233ZM40 150H42L41 148H39ZM66 149H65V151H64V153L66 152ZM114 149V148H113ZM120 149V148H119ZM123 149H125V148H123ZM130 149V150H129ZM190 149V148H189ZM192 149V148H191ZM207 149H208V147H207ZM40 150H38V151H40ZM54 150V149H53ZM53 150H52V152H53ZM73 150H71V151H73ZM112 150V149H111ZM122 150V149H121ZM174 150V149H173ZM176 150V149H175ZM186 150V149H185ZM213 150V149H212ZM215 150V149H214ZM219 150V149H218ZM229 150V149H228ZM228 150H226V151H228ZM49 151H51V150H49ZM61 151H63V148L61 149ZM70 151V152H71ZM159 151H160V153H159ZM168 151V152H169ZM190 151V150H189ZM188 151V152H189ZM216 151V150H215ZM223 151V150H222ZM236 151V149L234 150V152ZM261 153H260V152ZM258 152L261 154H259L257 151L256 152H254L255 154L256 153H258L260 156H263L262 158L264 159V153L261 151V150H259ZM41 152V151H40ZM57 152V151H56ZM69 152V151H68ZM67 152V153H68ZM69 152V154L70 155H72L71 153ZM124 152V151H123ZM165 153V158H166V154H169L170 152V154H172V153H174V151H170L169 153ZM191 152H192V150H191ZM207 153H208V151H206ZM212 152V151H211ZM214 152V151H213ZM51 153V152H50ZM62 153L63 152H61V155H62ZM193 153L194 154H199V153H203L202 152V150L198 147L197 149H195V150H193ZM215 153H217V152H215ZM236 153V152H235ZM243 153H245V151L243 152ZM252 154H253V152H251ZM52 154V153H51ZM51 154H49V153H47V155H51ZM68 154V155H69ZM119 154V155H118ZM177 154H180L179 153V151H178V153H176V155ZM186 154H188V153H186ZM189 154H191V153H189ZM188 154V155H189ZM204 154V153H203ZM238 154V153H237ZM255 154L254 155H251V157L252 156H255ZM41 155H44V154H42L41 153ZM40 155V156H41ZM58 155V154H57ZM56 155V157H57V159H54V157H53V155H51L52 157H53V161L54 160H58V156ZM64 155H66V153L65 154H63V156ZM67 155V156H68ZM173 155H175V154H173ZM188 155H187V157H188ZM192 155V154H191ZM209 155H210V153H209ZM217 155V154H216ZM233 155V154H232ZM259 155H257L256 154V156L258 157V159L256 158V157H253V159L251 160V161H253L254 160V158L256 159V164L254 163V162H252V164L251 165H254L253 167H251L250 168V164L248 165L249 167H247L246 165L247 164H245V166H246V168H247V170H248V168H250L251 170H253V172L254 173H257L259 176L258 177H260L261 176V180H259L258 179V181L256 180V181H254L255 183H259V184H261V183H263V185L261 184V185H258L259 187L261 186H263V188H262V190H259V189H257V190H259V191H256L255 189H251V191H252V193H253V195L252 196H249L248 198H245V199H247V200H245V199H243V198H240V200H239V198L238 199H234V197H232L231 195H230V191H229V189H228V186H230V185H228L227 187H225V184H216L215 183V181L216 182H219L218 180H220V181H222L223 180V178H222V175H223V172L221 173V172H218V170H214V168H211V167H207L206 166V168L208 169V171H210V172H212V173H216L217 175L215 176V175H209V174H206V173H204L203 174V172H202V168H200V166H198L199 168H197V165H196V167H194L193 166V168H191V170H189V171H191V173H192V175L190 176L192 179V184H193V186L195 187V190H196V188L198 189V190H204V189H207V191L208 190H210L212 193H214L213 195H215V194H217V195H219V196H217V197H221V199H222V201L221 202H218V204H216L215 202H214V200H212V199H214L213 197L212 198H210L211 199V201H213L217 206H219V210H218V213L220 214V215H222L221 216V218H219L218 216V218L219 219H222V222H221V225L223 226L222 227V232H224V233H230L231 235H229V236H227V237H231L232 235H233V238H234V236H235V238L234 239H236L235 241H233V242H236L237 241V243L236 244H234V246L232 245V247H230V248H226L225 247V242H224V244H222V245H224V246H222V245H220V243H221V239L219 240L220 242H218L219 244L217 245V243L216 244H213V243H211V247H214L213 248V250H216V252H214L215 254H214V256L211 258V260L213 261V263L214 264H264V194L263 195H261V194H259V195H257V193H255V192H263L264 191V160L263 159H260L261 157L259 156ZM45 156H46V154H45ZM123 156H124V154H123ZM171 156V155H170ZM194 156V155H193ZM201 157H203L202 155H200ZM200 156H198V157H200ZM213 156H214V154H213ZM242 156H244V155H242ZM241 156V157H242ZM248 155L246 154V157H247ZM20 157V158H19ZM37 157H38V160H39V158L41 159V157H39V154L37 155ZM44 157V156H43ZM42 157V159L41 160H39V164H42L43 163V161L42 160H44L45 162H46V164L45 163H43V165L45 164L46 166H45V169L49 166H47V163H48V160H50L49 158H47V157H44L43 158ZM49 157V156H48ZM167 157H168V155H167ZM178 157V156H177ZM186 156H184V158H185ZM187 157H186V160H187ZM210 157V156H209ZM209 157H207V158H209ZM260 157V158H259ZM25 158V159H24ZM29 158V157H28ZM34 158V160H35V157H33ZM59 158H60V155H59ZM63 158V157H62ZM65 158V157H64ZM67 159H71L70 158V156H69V158L68 157H66ZM66 158H65V160H66ZM119 158V159H118ZM123 158V157H122ZM148 158H146V159H148ZM163 158H164V155H163ZM163 158H161V159H163ZM164 158V159H165ZM194 158V157H193ZM192 158V159H193ZM230 158H231V156H230ZM238 158V157H237ZM30 159V158H29ZM61 159V158H60ZM83 159V160H84ZM124 159H125V156H124ZM145 159V160H146ZM169 159H170V157H169ZM169 159L168 158H166V161H167V163L166 164H164V163H161L160 164V160L158 161V163H157V161H156V163L159 165L160 164V168L161 167H163V166H167V164H168V161H169ZM174 159V158H173ZM182 159V158H181ZM202 159V158H201ZM213 159V158H212ZM233 159V158H232ZM18 160V161H19ZM26 160H28V159H26ZM38 160H35V161H38ZM51 160H52V158H51ZM50 160V161H51ZM79 160H82V159H79ZM121 160H123V159H121ZM137 160H134V162H136ZM175 160V159H174ZM177 160H178V158L175 160V162L174 163H172V164H174V166L175 167H177V168H179V166H176L175 165V163H178L177 162ZM180 160V159H179ZM185 160V163H187V161ZM189 160V159H188ZM191 160V159H190ZM196 160V159H195ZM194 160V161H195ZM203 160H204V158H203ZM217 160H218V157H217ZM247 160V159H246ZM245 160V161H246ZM249 160V159H248ZM34 161V162H35ZM42 161V162H41ZM49 161V162H50ZM53 161H51L50 162V168L51 169H53L52 168V166H55V165H53V164H55L56 163V170H57V173H59L58 171V165L62 168V166H64L65 167V165L64 164H61L60 165V163L59 164H57V162L55 161L54 163H53ZM61 161H62V159H61ZM63 161H64V159H63ZM68 161L69 160H66L65 162L69 165V164H71V165H74L75 163H73L72 161H73V158H72V160H70V162L71 163H68ZM86 161V162H85ZM91 161H89L90 163H91ZM130 161V162H131ZM142 161V160H141ZM144 161V160H143ZM170 161H173V160H171L170 159ZM169 161V162H170ZM181 161H183V160H181ZM205 161V160H204ZM213 161V160H212ZM230 162V159H228L226 162ZM232 161V160H231ZM236 161V160H235ZM242 161H244V160H242ZM250 161V160H249ZM29 162H32V160L31 161H29ZM34 162H32V164H35ZM64 162V163H65ZM80 162V161H79ZM87 160H84V162H80L81 164H84L85 165V163H89ZM123 162V161H122ZM180 162V161H179ZM191 162V161H190ZM190 162L189 163H187V164H190ZM228 162V163H229ZM247 162V161H246ZM21 163V162H20ZM52 163V164H51ZM65 163V164H66ZM95 163V164H96ZM125 163V162H124ZM127 163V162H126ZM140 162H138V164H139ZM149 163V162H148ZM184 163V162H183ZM192 163V162H191ZM195 163V162H194ZM193 163V164H194ZM204 163V162H203ZM213 163H214V161H213ZM227 163V164H228ZM234 163V162H233ZM241 163V162H240ZM254 163V164H253ZM9 164V165H10ZM22 164H24V162L22 163ZM27 164V163H26ZM25 164V165H26ZM29 164V163H28ZM32 164H30L31 166H32ZM49 164V163H48ZM66 164V165H67ZM80 164V165H81ZM94 164V165H95ZM120 164V163H119ZM118 164V165H119ZM122 164V163H121ZM129 164V163H128ZM127 164V165H128ZM138 164H136V166L138 165ZM141 164H142V162H141ZM149 164H151V163H149ZM149 164H147V163H145V167H146V169L148 168V165ZM154 164V163H153ZM162 164H164L163 166H161ZM180 164H181V162H180ZM186 164V165H187ZM218 164H220V163H218ZM224 164H226V163H224ZM8 165V166H9ZM11 165H10V167H11ZM18 165V164H17ZM25 165H23V166H25ZM71 165H69V167L67 166V168L66 169H68L69 170V168L70 169H73L72 167H74V166H72V167H70ZM92 165V164H91ZM113 165V164H112ZM130 165V164H129ZM128 165V166H129ZM154 165H156V164H154ZM153 165V166H154ZM157 165V166H158ZM171 167H172V165H171V163L169 164ZM168 165V166H169ZM181 165H183V164H181ZM192 165V164H191ZM201 165H202V163H201ZM208 165V164H207ZM214 165V164H213ZM6 166V165H5ZM22 166V165H21ZM27 166V165H26ZM29 166V165H28ZM41 167V165H37L36 164V167ZM83 166V165H82ZM89 166V165H88ZM99 166V165H98ZM110 166H111V164H110ZM109 166V167H110ZM135 166V167H136ZM138 166H140V164L138 165ZM150 166V165H149ZM153 166H152V168H153ZM166 166H165V168H166ZM167 166V169L170 167H168ZM189 166V165H188ZM187 166V167H188ZM205 166V165H204ZM204 166H202V167H204ZM226 166V165H225ZM235 166V165H234ZM241 166V165H240ZM244 166V165H243ZM243 166H241L243 169H244V167ZM255 166H256V168H255ZM15 167V166H14ZM18 167V166H17ZM17 167H15L14 168V170H17L16 168ZM33 167H35V166H33ZM39 167V168H40ZM48 167V168H49ZM63 167V168H64ZM130 167V166H129ZM129 167H128V169H129ZM131 167H132V172H133V168H134V170H135V167L133 166V164L131 165ZM159 167H157L158 169H159V172H161V171H168V172H170V171H172V170H170V169H172L171 167H170V169H168V170H165L164 169V167H163V170H162V168H161V171H160V168ZM183 167H185V166H183ZM187 167L184 169L185 171L186 170H188L187 169ZM226 167H229V166H226ZM237 167V166H236ZM236 167H234L235 169H236ZM7 168H9V167H7ZM12 168H13V166H12ZM24 168V167H23ZM29 168V167H28ZM32 168V167H31ZM30 168V169H31ZM60 168V169H61ZM62 168V172H65L64 171V169ZM78 168V169H77ZM80 168V169H79ZM84 168H86V165H85V167ZM89 168H91L90 166H89ZM125 168V167H124ZM142 168H143V165H142ZM149 168H151V166L149 167ZM156 168V167H155ZM155 168H153L152 170H154ZM177 168H175L174 169V171H172V172H174V174L176 173L177 174V172H175L176 171V169ZM205 168V167H204ZM218 168V167H217ZM222 168H223V166H222ZM238 168V167H237ZM253 168V169H252ZM254 168H255V170L257 169V170H259V171H257V172H255V170H254ZM3 169H4V167H3ZM37 170H41V169H38V168H36ZM36 169H34L33 168V170H34V173L33 174H35V172H36ZM44 169V168H43ZM43 170V171H46V170ZM51 169H49V172H50V170ZM92 169V168H91ZM97 169H98V167H97ZM127 169V172H130V170H128ZM145 169V168H144ZM145 169V170H146ZM227 169V168H226ZM230 169V168H229ZM239 169V168H238ZM241 169V168H240ZM242 169V170H243ZM10 170V169H9ZM14 170H11L12 172L14 171ZM20 170L21 169H19V173H20ZM27 170V169H26ZM29 170V169H28ZM27 170V171H28ZM32 170V169H31ZM54 170V169H53ZM56 170H55V172H56ZM68 170H67V172H68ZM78 170V171H77ZM80 170H81V167L80 166H78L77 167V165H75V167H74V170H69L70 172L71 171H73L74 173H75V176H74V174L71 176V175H69L68 173H70V172H68V173H65V176L67 175H69V176H71V177H76L77 176V173L78 172H80ZM83 171L82 172H84L85 171V169H82ZM96 170V167L95 168H93V170L92 171H95ZM100 170V169H99ZM99 170H97L98 172H99ZM118 170V169H117ZM119 170H121L120 169V167H119ZM124 170V169H123ZM123 170H121V171H123ZM126 170V169H125ZM138 170H140V171H142L141 170V168L140 169H138ZM157 169H155L154 171H156ZM170 170V171H169ZM206 170V169H205ZM204 170V171H205ZM224 170H225V168H224ZM246 170V169H245ZM247 170H246V172H247ZM10 171V172H11ZM77 171V172H76ZM87 171V170H86ZM89 171V170H88ZM136 171H137V169H136ZM140 171H137V172H140ZM151 171V170H150ZM184 171V172H185ZM189 171H188V174H189ZM229 171V170H228ZM228 171H226V173H228ZM235 171V170H234ZM237 171V170H236ZM250 171V170H249ZM30 173H31V171H29ZM54 172V173H55ZM96 172V171H95ZM97 172V173H98ZM109 172H111V170L109 171ZM108 172V170H107V173H109ZM114 172V171H113ZM126 172V171H125ZM126 172V173H127ZM164 172H162V173H164ZM180 172V171H179ZM183 172V173H184ZM206 172H207V170H206ZM229 172H232V171H229ZM6 173V172H5ZM18 173V177H19V175L21 176V175H23V174H19ZM22 173H24L23 171H22ZM26 173V172H25ZM30 173H29V175H30ZM32 173H31V175H30V177L31 176H33L32 175ZM38 174H39V172H37ZM44 173L45 172H43V175H44ZM46 173H47V176L46 175H39V176H43V179L41 178V177H37V178H39V180L38 181H36L35 180V182L32 180H30L31 182H27L26 180L29 178V175H26L28 178L27 179H25L24 177H22L21 178V180H24L25 179V181H23L22 183H21V181L20 182H15V183H8V182H6V179H5V182H3L2 183V181L1 180H3V179H1L0 178V199L2 198L1 197V195H2V193H3V196L5 195V192H6V195L8 194L7 192L8 191H12L11 189H14L15 187H17V188H23V189H25L26 191H27V189H29V190H34L37 194H35V201H37V199H38V197H39V199H40V202L39 203H37V202H34L33 204L34 205H30V198L32 197V198H34V196H31L30 198H28L29 200H26V202L27 201H29L28 203H29V205L30 206H28V205H26L27 207H29V208H27V209H25L26 208V206H25V204H26V202H24L23 204H24V206H25V208L23 207V206H21L19 209H18V212H19V214L20 215H22V216H24L23 218L25 219V221H24V219L22 220L21 219V217L19 216V215H17V218L19 217L20 218V220H21V222H25V225H24V222H23V224L22 225H24L25 227L23 228V226H22V228H20V229H15L14 228V226H16V225H18L19 226V224H17L16 222V225H12L11 227H10V224H11V222L13 221V219L16 217L15 216V214L14 213H16V211L15 212H13V214H8L7 212L9 211V212H11L10 210H6V209H9L8 208V203L6 204V205H8L7 206V208L6 209H4L3 207H2V205H4V203H2V199L4 198H2L1 200H0V224H6V226L8 227V228H4V230L5 231H7V230H10L11 231V234H9L8 233V235H13L14 234V231H16V232H18V233H23L24 231H25V234H26V231H29V233H30V236H27V237H29V238H31L34 242H33V244L35 243V241L37 240L38 241V239H42V242H41V244H40V242L38 241V243H39V245H33V244H31L32 243V240H31V242H30V244H28L27 246L25 245V248L24 249H22V251H23V256L22 255H20L19 254V256L21 257V260L22 259H24V262L26 263V264H197L198 262L200 263V264H205L206 263V261H207V259H208V257L206 256V252H207V242H206V239H204L205 238V229H203L205 226H206V222H207V220L206 219H204L205 218V216H203V214L201 215V217H199V219L200 218H202V219H200V220H206V222L203 220V221H201V223L199 224L198 222H200V221H198L199 219L197 218L196 219V223H191V221H189L190 223H188L187 221H186V219H187V216H185V213H187L188 214V209H189V205H190V202H188V204L186 205V207H183V213H184V219H185V223H188V225H186L184 222H182V220H181V222L183 223H180V224H182L181 226H183V225H185L186 227L188 226V227H190L191 228V226H189V225H192V228H193V231L191 232V230H190V233H188V234H186V235H184V237L182 238V237H180L182 240H181V242H179V243H176L177 245H179V244H182V247L179 245V246H177V248H179V249H177L176 247V249L174 248V246H175V244L172 246V244L170 245L169 243H170V241L173 243V239H167L168 240V242L165 240L166 238H167V236H170L171 234V232H170V230L169 231H167V232H170V233H166L165 231L164 232H162L163 234L164 233H166V235L167 236H165L164 237V241H166V243L163 241V236L161 237V239H162V241H161V239L159 240L158 238V235H156L158 238H156V236H154V237H152L153 239L154 238H156V239H158L157 240V244L155 243L156 242V239H152V241H150V242H148L147 240L149 239V240H151L149 237H151V236H148V233L146 234V232H148L149 230H150V228L151 227H149L148 228V231H146L145 230V232H144V229L142 230L141 228L143 227L144 228V224L143 225H140V221H144L143 219H141V217L143 216V209H144V204H145V199H149L148 197H150L151 198V194L152 193H150L149 194V191H148V189H150L152 192H155V189H154V187H153V185H154V183L152 182V181H149L150 180V178L148 177V175L149 174H147L146 175V173H148V172H141L142 173V175L140 174V176L138 175V180H136V179H134V177H133V174H132V177L133 178H128V176H127V174H125L124 172H122V173H119V172H116V174H114L115 175V177L117 178V182L116 183H114V185H112V183L110 184V185H112V186H107V188H110V190L113 192V193H111V194H113V195H115V196H117L118 198H119V201L121 200L120 199V197L123 195V196H125V194L127 193L128 195H129V197L127 196V198L126 199H128L127 201H125V203H121V204H119L120 206H116V205H114V206H116V208H113L112 210H110V211H105V210H102V209H99L98 207H96V205H92V204H88V203H86V204H88V205H83L84 203H81L82 205L81 206H83L82 208L80 207V204H79V202L80 201H88L89 203H94V201L96 200V199H98V198H100L101 196V194L99 193V194H97V196L96 195H94L91 191L89 192V190L88 191H86L87 189H88V187H87V189L86 190H82V188L81 187H83V185L84 184H86V183H84V181H85V179H86V181L89 179V180H92V178L94 177V178H96L97 176H98V178H101V176H99V174H101L100 172H99V174H97V175H92L93 177L90 179V176H89V178H88V176H83V174L84 173H82V174H78V176L76 177V178H78V181L80 180V178L82 179V180H80L79 182L81 183V181H82V186L80 187V183L78 182V184H79V187H78V185H77V183H76V181L73 179V178H69V176H68V178L71 180V182L72 183H70V180L66 183V178L67 177H65V183H64V181L62 182V180L60 179V178H62V176L59 178L58 177V175H56V177H58V178H56L57 180L58 179H60L61 180V182L63 183V185H60L61 184V182H59L58 181V184L60 185H58L57 183H56V181L57 180H55L54 178L55 177H50V176H52V173L50 172L49 174H48V172L46 171ZM45 173V174H46ZM85 173H87V172H85ZM91 173H93V172H91ZM134 173H135V171H134ZM143 173H144V175H143ZM155 173V172H154ZM158 173V172H157ZM156 173V174H157ZM167 173V172H166ZM182 173V174H183ZM225 173V174H226ZM244 173V172H243ZM249 173V172H248ZM252 172L250 171V173L248 174V176H250V174H251ZM7 174V173H6ZM15 174H17V172L16 173H9L7 176H9L8 178H11L10 176H15ZM28 174V173H27ZM56 174V173H55ZM95 174V173H94ZM129 174V173H128ZM159 174V173H158ZM161 174V173H160ZM168 174V173H167ZM170 174V173H169ZM168 174V175H169ZM174 174H172L171 176H173V178H174V176L176 175H174ZM181 174V172L179 173V175ZM181 174V175H182ZM185 175L187 174V173H184ZM219 174V175H218ZM36 175V174H35ZM60 175H63L62 173H60ZM84 175H87V174H84ZM109 175V174H108ZM111 175V174H110ZM130 175H131V173H130ZM152 175V174H151ZM161 175H163L164 176V174H161ZM161 175H159V177L161 176ZM178 174H177V176H179ZM228 175V174H227ZM232 175V176H231ZM231 175H230V173H229V175H228V178H226V180L228 181V179H229V176H231V177H233V175H234V173H231ZM251 175H254L253 173L251 174ZM16 176V178H18ZM25 176V175H24ZM150 176V175H149ZM154 176V175H153ZM165 176H167V175H165ZM184 176V175H183ZM211 176V177H210ZM226 176V175H225ZM241 176V175H240ZM245 176V175H244ZM244 176H241V177H244ZM255 176H257L256 174H255ZM35 177V178H36ZM46 177H49V178H46ZM82 177H85L84 179L82 178ZM88 179H87V178ZM147 177L149 178V180L147 179ZM158 177V176H157ZM158 177V178H159ZM162 177V176H161ZM169 177H170V175H169ZM188 177V176H187ZM230 177V178H231ZM234 177H236V178H238V176H234ZM253 177V176H252ZM24 178V179H23ZM41 178V179H40ZM46 178V179H45ZM94 178H93V182H94ZM104 178V177H103ZM137 178V177H136ZM156 178V177H155ZM155 178H153V179H155ZM163 178H165V177H163ZM177 178V177H176ZM183 178V177H182ZM235 178V179H236ZM240 178V177H239ZM238 178V179H239ZM254 178H256V177H254ZM19 179V178H18ZM18 179H17V181H18ZM30 179V178H29ZM63 179H64V177H63ZM172 179V178H171ZM190 179V178H189ZM237 179V180H238ZM244 178H242V180H243ZM246 179V178H245ZM244 179V180H245ZM10 180V179H9ZM13 180V179H12ZM14 180H15V177H14ZM77 180V179H76ZM84 180V181H83ZM88 180V181H89ZM102 180V179H101ZM115 180V179H114ZM160 180H161V178H160ZM160 180H158V183H157V186H158V184L160 183V184H162L163 183V181L164 180H166L167 181V179H162L163 181H161V182H159ZM174 180V179H173ZM171 181V182H173V183H171L172 185L173 184H175L174 183V181ZM177 180V179H176ZM182 180H185L184 178L182 179ZM225 179L223 180V181H226ZM232 180L234 181V179L232 178ZM107 181V180H106ZM156 181V180H155ZM178 181V180H177ZM181 181V180H180ZM180 181H178L179 182V184L181 185V182ZM186 181H187V179H186ZM186 181H185V183H186ZM223 181H222V183H223ZM226 181V182H227ZM232 181V182H233ZM236 181V180H235ZM248 181V180H247ZM10 182H11V180H10ZM90 182H92V181H89V183ZM100 182V181H99ZM151 182V183H150ZM157 182V181H156ZM155 182V183H156ZM169 182V181H168ZM167 182V183H168ZM178 182H176V184L178 183ZM183 183H184V181H182ZM214 182V183H213ZM238 182H239V180H238ZM237 181L236 182H233V183H238ZM249 182V181H248ZM96 183V182H95ZM101 183H103L102 181H101ZM101 183H99V184H101ZM183 183H182V185H183ZM220 183V182H219ZM240 183V182H239ZM245 183H246V180H245ZM99 184H97V188H99L98 187V185ZM109 183H107V185H108ZM152 184V185H151ZM165 184H166V182H164L162 185H164L163 187L161 186V187H157L156 186V184H155V186H156V190L158 191H156L157 193H161V194H158L160 197H162V194H163V196H164V198L166 199V200H168L167 202V205H166V203H164L162 200L160 201V203L161 202H163V204H165V206H164V208L166 209V212L167 213H165L164 212V210L165 209H162V206H159V207H161V209L157 206V208H158V210H161V211H159V212H161L162 213V211L164 212L163 213V215H160L161 217L162 216H164V215H167V214H169V216H171L172 218H173V216L172 215H175V214H177V216L178 215H180V213H182L181 212V210L182 209H180V213L178 212L177 213V211H176V208H175V205L177 206L178 205V203L177 204H175L176 202H177V199H178V197H181V196H184V193L181 195H179V196H176V195H178L179 193H180V191H178L177 192V190H175V187L174 186H172L171 185V187H167V186H165ZM178 184V185H179ZM188 184V183H187ZM191 184V185H192ZM231 184V183H230ZM243 184V182L241 181V185ZM87 185H89V184H87ZM90 185H92V183L90 184ZM89 185V186H90ZM95 185V184H94ZM181 185V186H182ZM227 185V184H226ZM241 185H239V186H241ZM244 185V184H243ZM242 185V186H243ZM86 186V185H85ZM100 186V185H99ZM170 186V185H169ZM181 186H179L180 187V189H181ZM192 186V187H193ZM248 186V185H247ZM251 185L249 184V187H250ZM254 186V185H253ZM253 186H252V188H253ZM256 186H257V184H256ZM255 186V187H256ZM43 187H46V189L45 188H43ZM95 186L93 187V188H96ZM100 187H102V186H100ZM183 187H185L184 185H183ZM193 187V188H194ZM232 187V186H231ZM27 188V189H26ZM84 188V187H83ZM192 188V189H193ZM235 188V187H234ZM179 189V190H180ZM187 189V188H186ZM185 189V190H186ZM191 189V188H190ZM236 189V188H235ZM91 190V189H90ZM97 190V189H96ZM101 190H103V189H101ZM154 190V191H153ZM188 190H189V188H188ZM194 189H193V191H195ZM237 190V189H236ZM242 190V191H241ZM243 190H245V189H240V191L239 192H241V194H242V192H243ZM254 190H255V192H254ZM17 191H19L18 189H17ZM16 190L14 191L15 193L17 192ZM26 191H24V192H26ZM104 191V190H103ZM109 191V190H108ZM107 191V192H108ZM147 191H148V195H150V196H148V197H146L147 196ZM191 191V190H190ZM246 191H249V188H247L246 189ZM9 192V193H10ZM14 192H12V195L14 196V195H18V194H15ZM28 192H30V191H28ZM41 192H42V194H41ZM101 192V191H100ZM106 192V191H105ZM106 192V193H107ZM183 192V191H182ZM185 192V194L188 192V191H184ZM232 192V191H231ZM234 192V191H233ZM260 192V193H261ZM14 193V194H13ZM19 194H20V191L18 192ZM27 193V192H26ZM31 193L33 194V192L31 191ZM96 193H97V191H96ZM156 193V194H157ZM192 193V192H191ZM190 193V195H192ZM252 193H250V194H252ZM25 194V193H24ZM23 193H22V195H24ZM29 194V196H30V193H28ZM38 194H41L42 196H38ZM102 194H104V192L102 193ZM126 194V195H127ZM201 193H199L198 194V197H199V195H200ZM211 194V193H210ZM209 194V196H212V195H210ZM240 194V195H241ZM244 194V193H243ZM246 194H248V193H246ZM246 194H244V196L243 197H245V195ZM249 194V195H250ZM6 195H5V199H6ZM9 195V194H8ZM11 195V196H12ZM26 196H27V194H25ZM24 195V196H25ZM38 197H37V196ZM154 195H155V193H154ZM10 196V195H9ZM9 196H8V198L7 199H9ZM23 196V197H24ZM105 196H106V194H105ZM107 196H110V193H109V195H107ZM123 196H122V198H123ZM155 196H157V195H155ZM188 196H189V192H188ZM192 196H195V198H191V200L190 201H194V199L195 200H197V198H196V196L197 195H194V193H193V195ZM201 196V195H200ZM203 196V195H202ZM204 196H206V195H204ZM203 196V197H204ZM209 196H208V200H210L209 199ZM215 196V197H216ZM238 196V195H237ZM37 197V198H36ZM104 197V196H103ZM111 197V196H110ZM113 197V199L115 198L114 196H112ZM158 197V196H157ZM239 197V196H238ZM247 197V196H246ZM11 198V197H10ZM19 198V197H18ZM25 198V197H24ZM105 198H107V197H105ZM109 198V197H108ZM108 198L106 199L107 201H108ZM118 198H117V200H118ZM145 198V199H144ZM153 198V197H152ZM155 198V197H154ZM177 198V199H176ZM183 198V200H184V198H185V196L184 197H182ZM186 198H187V196H186ZM186 198H185V200H186ZM199 198H202V197H199ZM206 198H207V196H206ZM218 198V199H219ZM4 199V200H5ZM22 200H25V199H23V198H21ZM27 199V198H26ZM101 199H104V198H101ZM112 198H111V200H112V202L114 201ZM116 199V198H115ZM125 199V198H124ZM124 199H123V201H124ZM125 199V200H126ZM156 199V198H155ZM158 199H160V198H158ZM205 199V198H204ZM10 200V199H9ZM19 200H20V198H19ZM34 200V199H33ZM150 200V199H149ZM149 200H147L149 203H148V205H150V204H152L151 202H153V201H149ZM178 200H181L180 202H182L183 203V201H182V199H178ZM205 200H207V199H205ZM238 200V201H237ZM21 201V200H20ZM20 201H19V203H20ZM98 201V200H97ZM103 201V200H102ZM104 201H105V199H104ZM107 201H105L106 203H107ZM109 201H110V199H109ZM108 201V202H109ZM156 201H157V199H156ZM159 201V200H158ZM198 201H199V199L197 200V201H195L194 203L196 204V208H195V210H194V213H196V214H201V213H203L204 212V207H202V206H205V205H202L201 207H202V209L200 208V201L202 202H204V200H201L200 199V201H199V204H198ZM4 202V201H3ZM7 202H8V200H7ZM15 202V201H14ZM18 202V201H17ZM104 202V203H105ZM111 202V201H110ZM111 202V203H112ZM115 202H116V200H115ZM120 202H122V200L120 201ZM119 202V203H120ZM209 202L210 201H208V204H209ZM217 202V201H216ZM13 203V202H12ZM18 203V204H19ZM32 203V202H31ZM36 203V204H35ZM99 203V202H98ZM103 203V202H102ZM118 203V202H117ZM144 203V204H143ZM154 203H158V202H153V204ZM182 203H179V205L177 206V208L180 206L181 207V205L180 204H182ZM194 203L192 202V212L190 211V209H189V211H190V213H192L193 215H194V213H193V205H194ZM230 203H232V209H230L229 210V208L231 207V205H230ZM11 204V203H10ZM17 204V203H16ZM22 204V205H23ZM79 204V205H78ZM99 204H101V203H99ZM114 204V203H113ZM146 204H147V202H146ZM152 204V205H153ZM170 204H173L174 205V208H173V206H172V211H176V213L174 214V213H170L171 211H170V208H169V205ZM202 204H205V203H202ZM215 204H213V205H215ZM118 205V204H117ZM151 205V206H152ZM154 205H156V204H154ZM157 205H162V203L161 204H157ZM12 206V205H11ZM14 206V205H13ZM55 206H57L56 208H54ZM60 206H63L62 208H58V207H60ZM103 206V205H102ZM112 206V205H111ZM113 206V207H114ZM150 206V207H151ZM183 206V205H182ZM224 206H225V208L226 209H228L230 212H231V210L234 212L233 214V216H235V219H233V220H229V218H225L224 216L226 215V217H228L229 215H227V214H230L229 212L227 213V210L226 209H224ZM228 206H230L229 208H227ZM16 207H17V205H16ZM16 207H15V209H16ZM19 207V206H18ZM104 207V206H103ZM145 207H146V205H145ZM149 207V208H150ZM168 207V208H167ZM191 207V206H190ZM206 207V206H205ZM212 207V206H211ZM12 208V207H11ZM10 208V209H11ZM101 208V207H100ZM106 208V207H105ZM148 207L147 208H145V209H149ZM153 208H155V206H153L152 207V210H153ZM182 208V207H181ZM204 208V209H203ZM207 208H210L209 206L207 207ZM217 208V207H216ZM13 209V208H12ZM11 209V210H12ZM82 209H83V211H82ZM107 209V208H106ZM145 209H144V211H145ZM151 209V208H150ZM175 209V210H174ZM186 209H187V211H186ZM214 209V208H213ZM14 210V209H13ZM25 210V211H24ZM146 210V211H147ZM154 210H156V208L154 209ZM157 210V211H158ZM206 210V209H205ZM145 211V212H146ZM150 211V210H149ZM157 211H155V212H157ZM170 211V212H169ZM207 212L208 211H210V210H206ZM211 211H212V209H211ZM226 212V214L223 216V212ZM17 212V213H18ZM144 212V213H145ZM150 212H152V211H150ZM154 212V213H155ZM159 212L157 213L158 215H159ZM206 212V213H207ZM213 212V211H212ZM214 212H216L215 211V209H214ZM213 212V213H214ZM16 213V214H17ZM147 213V212H146ZM154 213H152V214H154ZM190 213H189V215L188 216H192V215H190ZM211 213V212H210ZM212 213V214H213ZM217 213V214H218ZM23 214H26V215H28V217L27 218H25V215H23ZM151 214V215H152ZM147 215V214H146ZM156 215V214H155ZM182 215V214H181ZM207 215H209V214H207ZM206 215V216H207ZM219 215V216H220ZM232 215V214H231ZM153 216V215H152ZM159 216V217H160ZM176 216V219H175V221H177L178 219L177 218H179V219H182V216L181 217H177ZM196 216V215H195ZM210 216H211V214H210ZM149 217V216H148ZM158 217V218H159ZM197 217V216H196ZM195 217V218H196ZM204 217V218H203ZM208 217V216H207ZM217 217H216V219H217ZM15 219L16 221L18 220V219ZM147 218V217H146ZM146 218H145V220H146ZM151 218V217H150ZM157 218V217H156ZM163 218V217H162ZM188 218H190V217H188ZM215 217H211V219L212 220H214L215 221V219H214ZM225 218V219H224ZM154 219V218H153ZM165 219H166V216H165ZM169 219L171 220V222L169 221ZM174 219V218H173ZM173 219H171L170 217H168V215H167V219H166V221L163 219V221L162 222H164V224L163 225H166V226H164V230H166L165 229V227L167 228V226H169V228H170V224L169 223H172V221H173ZM193 219H194V217H193ZM211 219H209V222H210V224H211ZM14 220V221H15ZM151 220V219H150ZM150 220L148 219L147 221V224L148 223H152V222H150ZM157 220V219H156ZM162 220V219H161ZM161 220H160V222H161ZM191 220H192V218H191ZM152 221V220H151ZM159 221V220H158ZM169 221V222H168ZM175 221H173V222H175ZM194 221V220H193ZM192 221V222H193ZM161 222V223H162ZM166 222V223H165ZM179 222V221H178ZM195 222V221H194ZM217 222V221H216ZM238 222H240L238 225L240 226V225H244V228H245V226H247V227H250L249 228V230H248V228H246L245 230L246 231H244V229L242 228V230H241V228L240 227H237L236 228V225H237V223ZM244 223L245 222V224H241V223ZM19 223H20V221H19ZM142 223H145L146 224V221H144V222H142ZM156 226H153V227H159V228H161V226H163L162 224H160V223H158L157 222V224H156V222H153ZM177 222H175V225H177L176 224ZM12 224H14V222L12 223ZM153 224V225H154ZM159 224H160V226H159ZM179 224V223H178ZM173 225H174V223H173ZM237 225V226H238ZM3 226V225H2ZM18 226H17V228H18ZM140 226H142L141 228H140ZM150 226H151V224H150ZM185 226H183V227H181V231H182V228H184ZM20 227V226H19ZM176 227H178V226H175V228ZM211 227V226H210ZM218 227V226H217ZM254 229H253V228ZM145 228H147L146 226H145ZM159 228H156L157 230L156 231H158V232H160L161 233V231L159 230ZM172 228V227H171ZM170 228V229H171ZM206 228V227H205ZM215 228V227H214ZM23 231H22V230ZM25 229V230H24ZM173 230H174V228H172ZM171 229V230H172ZM207 229V228H206ZM252 229H253V232H254V230H255V233H253L252 232ZM14 230V231H13ZM21 230V231H20ZM152 230H154V229H151V231ZM177 230V229H176ZM186 231H189V230H187V229H185ZM185 230H183V232H185ZM248 230V231H247ZM0 231L1 232H3V228L1 227V225H0ZM10 231H8V232H10ZM12 231H13V234H12ZM151 231H149V233L151 232ZM163 231V230H162ZM212 231V230H211ZM216 231V230H215ZM214 231V232H215ZM1 232H0V237H1ZM15 232V233H16ZM153 232V231H152ZM178 232H180V228L178 227V230L176 231V232H172L173 234H178ZM207 232V231H206ZM221 232V231H220ZM18 233H16L17 235H19ZM154 233V232H153ZM162 233H161V235H162ZM250 233V234H249ZM28 234V233H27ZM155 234H157V232L155 233ZM172 234V235H173ZM179 234H181V232L179 233ZM220 234V233H219ZM20 235H22V234H20ZM147 235V236H146ZM149 235H152V234H149ZM160 235V234H159ZM165 235V234H164ZM182 235H183V233H182ZM208 235V234H207ZM210 235H211V233H210ZM213 235V234H212ZM4 236V235H3ZM7 236V235H6ZM6 236H4V237H6ZM23 236H24V234H23ZM153 236V235H152ZM179 236V235H178ZM24 237H26V236H24ZM172 237V236H171ZM174 237H175V235H174ZM174 237H172V238H174ZM209 237V236H208ZM207 237V238H208ZM217 237V236H216ZM215 237V238H216ZM224 237H225V235H224ZM6 238H9L8 236L6 237ZM6 238H4V239H6ZM29 238L27 239V242L29 243ZM170 238V237H169ZM176 238V237H175ZM180 238H178L179 240H180ZM218 238V237H217ZM226 238V237H225ZM1 239V238H0ZM227 240H228V238H226ZM226 239H224L225 241H227ZM2 240H3V238H2ZM178 240V241H179ZM8 241V240H7ZM160 241V242H159ZM223 241V240H222ZM230 241H231V239H230ZM229 240L227 241L228 242V244H230L231 242H230ZM14 242V241H13ZM26 242V240L23 242V243H25ZM26 242V243H27ZM162 242H164V243H162ZM176 242V241H175ZM230 242V243H229ZM9 243H10V241H9ZM16 242H14V244H15ZM37 243V242H36ZM223 243V242H222ZM12 244V243H11ZM11 244H8V242H6V240H3V241H0V264H19L21 261H18V259L20 258L16 253L18 252V251H16V249L14 248V247H12L11 246ZM17 244V243H16ZM227 244V243H226ZM20 245V244H19ZM217 245V246H216ZM173 248H172V247ZM15 247H16V245H15ZM20 247V246H19ZM24 246H22V248H23ZM209 248V249H212V248ZM21 248V247H20ZM18 249V248H17ZM20 250V249H19ZM150 250V251H149ZM152 252L151 254V260H148L149 259V256H150V253L149 252ZM181 252V253H180ZM20 253V252H19ZM22 253V252H21ZM153 255H154V258L156 259V260H154L153 259ZM17 256L19 257V258H17ZM23 257V258H22ZM143 258H145V259H143ZM20 260V259H19ZM153 260V261H152ZM160 260V261H159ZM178 260H180L179 262H178ZM208 263H210V262H208L207 261V264ZM211 264V263H210Z\"/></svg>",
    "mask_w": 264,
    "mask_h": 264
},
{
    "label": "rangeland",
    "instance_id": "374dc122",
    "mask_svg": "<svg viewBox=\"0 0 264 264\" xmlns=\"http://www.w3.org/2000/svg\"><path fill=\"white\" fill-rule=\"evenodd\" d=\"M88 1V2H87ZM152 1L153 0H151V2L149 1V0H110V2H111V4H109L110 2L108 1V0H78V3L80 4V8H81V10H82V12L79 14V15H73V16H71L70 18L68 17V19L66 20H64V19H61V20H59L58 22H60L59 24H58V22H57V25H55L56 24V22H55V24L54 23H52L50 26H56V28L55 29H53L52 27H49V28H47L46 30H45V34L47 35V37L48 38H46V40H48V41H46L45 42V40L44 39H42V38H37V37H40V36H37L38 34H39V30L38 29H36L35 30V36H36V42L35 43H33V44H31L30 45V51H29V55H30V53H31V55H30V60H34L33 62H34V64L33 63H31L30 64V67L32 66V64L33 65H35L37 62H40L39 64H40V68H38V70L36 69V71L39 73L38 74V76H39V79H38V82H39V84H41L40 86H41V88L43 89V88H46L45 86L47 85V84H49V86H47V90L48 91H50L49 89H48V87L51 89L52 88V86H53V88H52V90L48 93L49 95H52V93H53V89H55V90H58V88H60L59 89V91H63L62 93L64 94V92H67L68 91V89H70L69 91H71V92H67V93H72V90H74L73 88H75L76 86H78V85H81L82 83V87L84 88V89H86V88H88L89 86H90V84H93V82H94V85H96L97 87L96 88H98L99 86V84H98V81L99 82H101L102 84H100V85H102V88H106V86L107 85H105V84H109L108 83V80H109V82H111V81H117V82H119V83H121L122 84V82H121V80L122 81H124L123 79H125L126 81L127 80H129L130 78L129 77H131V78H133L134 77V79H132V80H134V81H132L131 79H130V81H127V84L126 83H124V84H119L118 83V85H117V83L116 82H114V83H116L114 86L115 87H112L111 88V86H113V85H111L110 86V84H112V83H110L109 84V86L110 87H107L106 89H105V91H104V89H102L101 88V86L96 90V88H94L95 86H92L91 85V87L92 88H88V89H86V91L84 90H82V91H80L81 89H80V86H78V88L76 87V89H75V91H73V93L75 94V96L73 97V94H70V95H72V96H70L69 94H67V95H69V97H70V99H71V97H73V98H75L74 100H73V98L70 100L69 99V101H66V100H68V96L67 95H60V92L58 91V93H57V91H54V93H55V95H58L59 94V96L61 97V99H64V100H61L63 103H68V104H70L69 106H71V107H69L68 106V109H70V108H72V109H70L69 111H70V113H67V114H65V115H63L62 113L61 114H59V115H57L58 114V112H56V109H52V111H51V109H47V111H50L51 113H53L54 115H53V117H55V112H56V115L58 116V117H55V118H59L60 116V119L58 120V119H56L55 120V118L53 119V118H50V119H53V122H52V120L50 121V119L47 117L46 118V122L45 123H43L44 125L46 124L47 125V127H41L40 129H41V131L38 133V138L39 137H43V136H47V141L45 142V143H43V142H41L40 140H41V138H39L40 140H39V142L37 143V144H35V145H33V146H31L29 149H33L34 148V146H35V148H37L38 150H40L39 148H41L42 150H40V151H38L37 149V151L35 150V148H34V150L36 151V152H33V156H31L30 155V152H31V150H29V149H27L28 151H30L29 152V155H28V157L30 158H26V159H28V160H26L25 158V160H23V157H25V156H27V154L25 155V154H23L22 156H21V160H17V163H15V164H10L11 165V167H10V165L7 163V164H5L3 167H4V169H3V167H2V170L4 171V170H6V171H4V174L5 175H1L2 177H0L1 179H3V180H1L2 181V183L3 182H5V179H6V182H8V183H17V182H20L21 181V183L23 182V181H25V179H27L28 177L26 176V175H29V171H31V173L33 172L34 173V170H33V168L34 169H36V168H38V169H41V170H37L36 169V172H35V174H33L32 173V175L33 176H31L30 177V175H31V173H30V175H29V178L26 180L27 182H31L32 180L35 182V180L36 181H38L39 180V178H37V177H41L42 179H43V176L44 175H46L47 176V173H46V171L48 172V174L51 172L52 173V176H50V177H55L54 179L55 180H57L56 178H60L61 176H62V178H60L61 180H62V182L64 181V183H65V177H67L66 178V183L71 179V178H73L75 181H76V183H77V185H78V187H79V184H78V182L80 181V180H82L81 178H80V180L78 181V178H76L77 176H78V174L80 173V174H82V173H84V174H87V175H84L83 174V176H88V178H89V176H90V179L93 177L92 175H97V174H99V172L101 173V174H99V176H101V178H98V176L96 177V178H94V182H93V178H92V180H89L87 177V179L89 180V181H92V182H90L89 183V181L87 180L86 181V179H85V181H84V183H86V184H82V181H81V183H80V187L83 185V187H81L82 188V190H86L87 189V187H88V189L86 190V191H88L89 190V192L91 191L94 195H96L97 196V194H101L100 196V198H98V199H96L95 201H94V203H89L88 201H80L79 202V204H80V207L82 208L83 206H81L82 204L81 203H84L83 205H85L86 203H88V204H92V205H96V207H98L99 209H102V210H105V211H110V210H112L113 208H116V206H120L119 204H121V203H125V201H127L128 199H126L127 198V196L129 197V195L127 194H125V196H123V198H122V196L120 197V199L122 200V202H120L119 201V198L117 197V196H115V195H113V194H111V193H113L111 190H110V188H107V186H112V185H114V183H116L118 180H117V176L115 177V175L114 174H116V172H119V173H122V172H124L125 174H127V176H128V178H133L134 176V179H136V180H138V175L140 176V174L142 175V171L143 172H148V173H146V175L147 174H149L148 175V177L150 178V180H149V178L147 177V179L149 180V181H152L153 183H154V185H153V187H154V189H155V192H152L150 189H148V191H149V194L150 193H152L151 195V198L150 197H148V196H150V195H148V191H147V196L146 197H148L149 199H145V204H144V209L145 208H149L152 204H153V202L155 201V202H158V203H154V204H156V205H152L148 210L147 209H145V211L147 212H145L144 211V209H143V216L141 217V219H143L144 221H146V224L145 223H142V222H144V221H140L141 223H140V225H143L144 224V228L142 227V226H140V228L143 230L144 229V232H145V230L146 231H148V228L149 227H151L150 228V230L149 231H151V229H154V230H152L150 233H149V231L148 232H146V234L148 233V236H151V237H149L151 240H147L148 242H150V241H152V237H154V236H156V235H158V237L156 236V238H158L159 240L161 239V237L163 238V241H164V237L165 236H167L166 235V233L168 234V233H170L171 231L174 233V232H176L177 230H178V227L180 228V232H181V234H179L180 232H178V234H173L172 232L170 233L171 235L170 236H167V238L165 239L167 242H168V240L170 239H173L172 241H173V243L170 241V245L172 244V246L175 244V246H174V248L176 247L177 248V246H181L182 247V244H179V245H177L176 243H179V242H181V238L180 237H184V235H186V234H188V233H190V230H191V232L193 231V228H192V225H189V226H191V228L190 227H186L185 225H183V226H185L184 228H182V231H181V227H183V226H181L183 223L182 222H188V223H190L189 221H191V223H196V219L198 218L199 219V217H201V215L203 214V216H205V218L204 219H206L207 220V222H206V220H204L205 222H206V228L204 227L203 229H205V238L204 239H206V242H207V254H206V256L208 257V259H207V261L208 262H210L211 264H214L213 263V261L211 260V258L214 256V252H216V250H213V248L214 247H211L212 245H211V243H213V244H216L217 243V245L219 244L218 242H220L219 240L221 239V243H220V245H222V244H224V242H225V247L226 248H230V247H232V245L234 246V244H236L237 243V241L236 242H233V241H235L236 239H234L235 238V236H234V238H233V235L231 236V237H227V236H229V235H231L230 233H224V232H222V225H221V222H222V219H219V218H221V216L222 215H220L219 213H218V210L220 209L219 208V206H217L216 204H218V202H221L222 201V199H221V197L219 198V197H217V196H219V195H217V194H215V195H213L214 193H212L210 190H208L207 191V189H204V190H198L197 188H196V190H195V187L193 186V184L191 183L192 182V178L190 177L191 175H192V173H191V171H189V170H191V168H193V166L194 167H196V165H197V168H199L198 166H200V168H202V172H203V174L204 173H206V174H209V175H217L216 173L214 174V173H212V172H210V171H208V169L206 168V166L209 168V167H211V168H214V170H218V172H223V175H222V178H223V180L225 179L226 180V178H228V175H229V173H230V175H231V173H234V175H233V177H231V176H229V179H228V181L226 182V181H223V183H222V181H220V180H218L219 182H216L215 181V183L216 184H225V187H227L228 185H230V186H228V189H229V193H230V195L232 196V197H234V199H238L239 198V200H240V198H243V199H245V198H248L249 196H252L253 195V193H252V191H251V189H255L256 191H259V190H262V188H263V186L261 187H259L258 185H263V183H261V184H259V183H255L254 181H258V179L259 180H261V176L260 177H258L259 175L257 174V173H254L253 172V170H251L250 168L251 167H253L255 164H256V159L254 158V160L253 161H251L252 159H253V157H256L257 159H258V157L256 156V154L257 155H259L261 152L259 151V150H261L262 151V149H261V147L260 148H258V149H256V151L259 153H254V152H256L255 150L254 151H248L249 149L247 148H245V149H243L242 151L244 152L245 151V153H243V152H241V150H237V148H240V147H238V145L236 146L237 148H235V146H234V144H233V147H229L233 142H235V140H236V142L238 141L237 139H235V138H233V137H235V135H233V136H229V134L226 132V130L225 129H233V130H235V129H239V128H241V129H245V128H247V126H248V124H247V122H249V120H251V118H252V116H258V114H257V112H254V110H256V111H258V109L260 108V105H259V107L258 106H255V105H253V103H254V101H251L252 102V106H254V107H252V108H250L251 106L249 105L250 103H248L247 102V104H246V106H242L241 104V106L240 105H238L239 103H237V102H235V103H233V101H236V100H234V97L232 98V97H230L231 95H229L228 97H227V94L226 93H230V92H228L227 91V89H225V87H227L228 86V83L226 84V83H224V91L223 92H225V93H222L221 92V94H220V91H215V89H214V87H215V78H213V75H212V72L211 71H209L210 70V68H209V66H210V63H209V66H208V63H206V62H211V64L213 65L215 62V57H216V55H218L219 53L220 54H224V58L227 60V61H225V62H227V64H231V63H233V64H231L232 66H230V67H232V68H230V71H229V74H230V76L233 78H235V79H241V80H244V79H246V78H248V73L249 72H247V73H244L245 71H247V67L245 66V65H243L242 63H239L240 61H241V59H238V57H239V51H240V49L238 48V45H236L235 44V46H237V47H235V48H233L234 47V44L232 43L231 44V42H229L230 41V38H228V36L229 37H231L230 35H228V33H229V29H231L230 27L229 28H226L224 31H221V30H216V29H213L212 28V22H213V24L214 23H219V13L220 12H222V11H224V9H225V2H224V0H218V9H217V11L216 12H207L208 13V16H209V18H208V16L206 15H204V13L206 14V12H200L198 15H196L198 12H197V10L195 11V12H197V13H194L195 14V16H193L192 15V12L190 13V11L193 9H189V11H187V10H184L185 9V7H186V5H189V6H193V7H195L196 5L198 6L199 5V3L201 4L202 2H204V0H161V1H157V0H154L153 2H155V3H153L152 4ZM166 1V2H165ZM259 0H232V2L233 3H235L237 6H238V8H239V13H240V16H239V19H238V21H237V23H236V27H237V29L238 30H242V27L243 26H241L242 24V22H245L246 24H248L247 26L251 29V31H249V32H246L247 34H252L253 35V37L257 40V38L259 37L260 39H262V37H263V39H264V36H261L260 37V35H264V33L263 34H261L262 33V31L259 29V28H257V26L259 25V22H260V5H259V2H258ZM81 2V3H80ZM107 2H109V3H107ZM128 2H130V3H128ZM145 2V3H144ZM157 2V3H156ZM100 3H102L101 4V6H106L107 7V9H105V12H101L100 13V10H99V8L101 7L100 6ZM166 3V4H165ZM82 4V5H81ZM104 4V5H103ZM107 4V5H106ZM143 4V5H142ZM151 4V5H150ZM108 5H109V7H108ZM148 5V6H147ZM159 5V6H158ZM254 5V6H253ZM128 6V7H127ZM153 6V7H152ZM162 6H165V8H161ZM253 6V7H252ZM132 7V8H131ZM150 7V8H149ZM167 7V8H166ZM259 7V8H258ZM95 8H97L98 10H99V13H98V11H97V9H95ZM110 10H109V9ZM116 10H115V9ZM117 8H120V9H117ZM124 8V9H123ZM152 8H154V11H153V9ZM92 9V10H91ZM96 10V12H95V10ZM157 9V10H156ZM163 9V10H162ZM172 9H174V10H172ZM243 9H245L244 11H243ZM90 10V11H89ZM107 10V11H106ZM109 10V11H108ZM125 10V11H124ZM156 10V11H155ZM159 10V11H158ZM160 10H161V12H160ZM174 11V12H176V11H178V12H176V13H174V12H172V11ZM257 10V11H256ZM89 14L90 12H92V13H90L89 15H93L94 14V16H92V18L94 17V24H101L102 22H103V20H102V22L100 21V18L101 19H104V18H102V17H105V15L106 14H108V21H109V23H112V24H110V25H112L111 27H112V29H113V33H114V35H116L117 36V38H116V36H115V39L117 40V43H118V45L119 46H116V47H122V49H123V45H124V49L123 50H128V48L129 49H131V50H129V51H125V56H126V54H128V52L130 53V55L128 54L127 56L128 57H125L126 59H124L123 57L122 58H120V57H118L117 56V54L115 55V57L114 56H112V54L110 53L111 51H113V50H111V51H109L110 49H112V48H114V47H112L111 45H109L106 41H107V37H103L101 34H96L95 35V33H91V36L89 35V37H91V38H96V39H92L91 41L92 42H90V39L91 38H89L87 35L88 34H85L84 36H83V34L84 33H90L91 31L90 30H92V29H90L91 27H90V25H89V23L91 24V23H93V22H91V21H93V19L92 18H90L91 16H89L86 12ZM111 11V12H110ZM132 11V12H131ZM166 11V12H165ZM251 12V14H250V12ZM94 12V13H93ZM114 12H115V14H114ZM119 12V13H118ZM121 12H123V13H126V14H122ZM151 12V13H150ZM157 12V13H156ZM162 12H165V14H162ZM170 12H171V14H170ZM95 13H96V15H95ZM169 15H167V14ZM85 14H87V15H85ZM102 14V15H101ZM114 14V15H113ZM151 14V15H150ZM153 14V15H152ZM174 14V15H173ZM246 14V15H245ZM256 14V15H255ZM111 15V16H110ZM140 15V16H139ZM173 15V16H172ZM201 15V16H200ZM203 15V16H202ZM252 15H254V16H252ZM75 16V17H74ZM79 16V17H78ZM83 17V16H87V17H83L84 19H83V21H82V19L80 20V18L81 17ZM121 16V17H120ZM135 16V17H134ZM136 16L138 17V19H136ZM152 18H154L155 19V22H153V23H155V24H153L152 23V21H153V19H152V21H151V23H150V21L149 20H151V17ZM158 16V17H157ZM163 17L162 19L165 21V23H168L167 25H165V23L163 22V21H161L160 20V18L161 17ZM166 16H167V19H169L168 20V22H167V19H166ZM172 16V17H171ZM197 16H199V17H197ZM243 16V17H242ZM246 16V17H245ZM252 18H251V17ZM72 17H74V18H72ZM79 18V21H80V23H81V25H79L80 23L78 22V18ZM124 17V18H123ZM135 18V20H134V18ZM149 17V18H148ZM169 17V18H168ZM207 17V18H206ZM87 18H89L88 20H87ZM95 18H97V19H95ZM145 18H148L149 20V24L146 22L147 21V19H145ZM165 18V19H164ZM174 19V20H172L171 21V19ZM250 18V19H249ZM70 19H72V20H70ZM77 19V20H76ZM111 19V20H110ZM141 19H143V20H141ZM159 19V20H158ZM196 19H197V21H196ZM208 19V20H207ZM243 19V20H242ZM245 19H247V21L245 20ZM254 20V22L252 23V21ZM69 20V21H68ZM77 21V22H75V21ZM86 20V21H85ZM95 20H99L98 21V23H96L97 21H95ZM117 20V21H116ZM132 20H134V21H132ZM138 20V21H137ZM192 20H193V22H192ZM206 20V21H205ZM61 21H64V22H61ZM106 21V20H105ZM108 21H107V25H109V23H108ZM176 21V22H175ZM210 21H212V22H210ZM242 21V22H241ZM251 21V22H250ZM258 21V22H257ZM67 22V23H66ZM71 22V23H70ZM115 22V24H113ZM125 22V23H124ZM131 22V23H130ZM134 22V24H135V22H137V24H139V25H137V24H135V25H131L132 23ZM157 22V23H156ZM163 24H162V23ZM175 22V23H174ZM191 22H192V24H191ZM194 22H199L198 23V26H201L202 27V25H204V23H206V24H208V25H204L203 26V28H204V30H205V27L207 26V29L208 30H206V31H204V32H209V30H210V32L211 31H213V33L215 34L214 35V37L212 38V39H209L208 41L206 40V41H202V40H200V41H197L198 42V44H196L197 42H196V40H195V43L194 44H196V45H194V44H192V43H190L191 41L189 40V42H187V44L189 45V44H191V46H190V48H191V50L186 46V47H184L185 45H187L186 44V42L185 41H187V40H183L182 42L180 41V39H179V41L180 42H178L179 44L178 45H180V44H182L183 45V47L185 48V49H179V48H177L176 46H177V44H175V42L176 41H178V38H176L175 39V41L173 42V40L172 41H170L171 43L173 42L174 44H171L170 42H167V41H165L164 40V36L165 37H167V35H168V38H169V36H170V39H171V37L172 38H175V37H177L179 34V32H180V29H183V30H185V29H187L188 31H191V29L194 27L193 26V23ZM248 22V23H247ZM250 22V23H249ZM63 23V24H62ZM87 23V24H86ZM119 23V24H118ZM123 23V24H122ZM130 23V24H129ZM170 23H172V25L170 24ZM177 23V24H176ZM196 23V24H197ZM71 24V25H70ZM76 24V25H75ZM80 26H78V25ZM102 24H105L104 22L102 23ZM103 25V27L104 28H106L107 27V25ZM127 24H128V26H127ZM151 24H153V25H151ZM187 24V25H186ZM195 24V26H197ZM250 24H252L251 26H250ZM59 25V26H58ZM60 25L61 26H63V28L62 27H60ZM73 25L75 26V27H73ZM89 25V26H88ZM113 25H115V26H113ZM124 25V26H123ZM142 25V26H141ZM175 26V28H176V30L174 29V26H173V29L175 30H173L172 29V27L171 26ZM182 25V26H181ZM185 25V26H184ZM255 25V26H254ZM69 26H70V28H69ZM82 26V27H81ZM85 26H86V28H85ZM88 26V27H87ZM117 26V27H116ZM119 26V27H118ZM121 26V27H120ZM123 26V27H122ZM137 26H140V27H142L141 29H140V27L139 28H137ZM143 26H144V28H143ZM162 26H165V28L164 27H162ZM168 26L170 27V28H168ZM189 26V27H188ZM191 26V27H190ZM193 26V27H192ZM69 28V30H67L66 28ZM73 28V31H71L72 30V28ZM80 29H79V28ZM85 29H84V28ZM90 27V28H89ZM133 27V28H132ZM135 27V28H134ZM145 27L146 28H148V29H145ZM163 29H162V28ZM185 27H187V28H185ZM247 27V28H248ZM82 28V29H81ZM101 27H98L97 29H100ZM117 30H116V29ZM127 28H131V30L129 31V29H127ZM203 28H202V30H203ZM255 28V29H254ZM66 31H65V30ZM79 31H78V30ZM85 31H87L88 29H89V31L90 32H85ZM102 29V28H101ZM119 29V30H118ZM126 29V30H125ZM132 29H135V30H132ZM152 29V30H151ZM166 29V30H165ZM178 29V30H177ZM228 29V30H227ZM53 30L55 31V32H57V34H55L54 32H53ZM64 30V31H63ZM94 30V29H93ZM125 30V31H124ZM140 30H142V31H140ZM145 30H147L148 31V33H147V31H145ZM152 31V33H151V31ZM172 30V31H171ZM187 30H185V32L187 31ZM227 30V31H226ZM37 31H38V34H37ZM49 31V32H48ZM61 31V32H60ZM95 31V30H94ZM115 31V32H114ZM135 31H137L136 32V36H135ZM144 31V32H143ZM163 31H165L164 32V34H163ZM170 31H171V33L172 32H174V35H175V37H173V36H171V35H173V33L171 34L170 33ZM186 32L185 34H191V32L189 33V32ZM230 31H232V30H230ZM257 31H261V33H260V35H259V33L257 34L256 32ZM47 32V33H46ZM60 32V33H59ZM78 32H81V33H78ZM141 32V33H140ZM162 32V33H161ZM167 32H169V34L167 33ZM216 32H218L217 34H216ZM62 33V37H60L61 34ZM69 33H71V34H69ZM72 33H75L74 35L72 34ZM124 33V34H123ZM131 33V34H130ZM134 33V34H133ZM155 33H157V34H155ZM158 33H160V34H158ZM231 33V32H230ZM55 34V35H54ZM77 34V35H76ZM127 34H128V36H127ZM139 34H141V35H139ZM145 34H147V35H145ZM155 34V35H154ZM162 34L164 35V36H162ZM166 34V35H165ZM171 34V35H170ZM53 35V36H52ZM59 35V36H58ZM66 35L68 36V37H66ZM76 35V38H74V36ZM78 35H80L79 37H77ZM95 35V36H94ZM100 35V36H99ZM122 35H124V37H125V39L126 40H124V37L122 36ZM134 35V36H133ZM145 35V36H144ZM159 35V36H158ZM180 35H181V37H182V33H180ZM180 35L178 36V37H180ZM233 35V34H232ZM256 35H259V36H257L256 37ZM71 36V38H69ZM111 36V35H110ZM129 36H133L132 38H131V40L129 39L130 37ZM143 37V38H140V37ZM160 36H162L163 38H161ZM51 37V38H50ZM53 37V38H52ZM55 37V38H54ZM66 37V38H65ZM88 37V38H87ZM101 37V38H100ZM122 37H123V39H122ZM127 37V38H126ZM146 37V38H145ZM150 37V38H149ZM158 37V38H157ZM183 37L185 38V35L183 34ZM33 38H35V37H33ZM50 38V39H49ZM58 38H60L59 40H58ZM61 38L64 40V39H67V38H69V40H71V42H72V44H73V46L75 47V48H77L79 51V53H78V55H76V57H72V59L74 58V59H76L75 60V62L77 61V60H80V62L78 61V63L76 64L75 62H74V59L72 60H70V59H63V60H59V62H57V60H55V56L57 55L56 53H58L57 51L59 50H61L60 49V45H61V42L63 41V40H61ZM75 39V40H78V41H72V39ZM77 38H79V39H77ZM84 38H85V40H84ZM100 38V39H99ZM105 38V39H104ZM107 38V39H106ZM148 38V39H147ZM152 38V39H151ZM73 39V40H74ZM97 39H99V41L101 40V42H99ZM103 39V40H102ZM124 41H122V40ZM129 40V42H128V40ZM137 39V40H136ZM154 39V40H153ZM157 39V40H156ZM158 39H163V41L161 40H158ZM167 39V38H166ZM170 39H168V40H170ZM183 39V38H182ZM181 39V40H182ZM252 40L251 38H249L248 37V40L244 43V40H243V43H242V46L245 44V46H246V51H247V53H249L250 55H253V54H255V48L257 47V41L256 40ZM262 39V40H263ZM53 40L54 42H51V41ZM81 40V41H80ZM83 40V41H82ZM93 40H94V42H96V43H94L93 42ZM97 40V41H96ZM143 40V41H142ZM199 40V39H198ZM229 40V41H228ZM132 41V42H131ZM160 41V42H159ZM39 42V43H38ZM45 42V43H44ZM55 42H57V43H55ZM86 45V47H84L85 45L83 44V43ZM88 42V43H87ZM123 42V43H122ZM128 42V43H127ZM135 42H137V43H135ZM141 42H144V43H141ZM159 42V43H158ZM165 42H167L166 44H165ZM42 43H44V44H42ZM47 43V44H46ZM51 43V44H50ZM59 43H60V45H59ZM90 43H93V46H92V44H91V46L89 45ZM102 43V44H101ZM121 43V44H120ZM161 43H163L162 45H161ZM169 43V44H168ZM57 44V46H55ZM88 44V45H87ZM103 44H108L109 45V48L107 47V45L105 46H103ZM127 46H126V45ZM131 44V45H130ZM135 44V45H134ZM141 44V45H140ZM146 44V45H145ZM158 44V45H157ZM35 45V46H34ZM42 45V46H41ZM46 45V46H45ZM54 47H53V46ZM80 45V46H79ZM84 45V46H83ZM163 45H165V46H163ZM174 45H176V46H174ZM231 45H233L232 47H231ZM241 45V44H240ZM40 46H41V48L42 49H40ZM48 46V47H47ZM101 48H100V47ZM131 46V47H130ZM138 46H140V47H138ZM152 48H151V47ZM163 46V47H162ZM241 46V47H242ZM88 47V48H87ZM96 48V49H94V48ZM99 47V48H98ZM107 49H106V48ZM136 47V48H135ZM165 47V48H164ZM180 47V46H179ZM182 47V48H183ZM193 47H195V49L193 48ZM88 50H87V49ZM105 48V49H104ZM238 48V49H237ZM38 49H40V53H44V56H45V58H43L42 56H40L41 54L40 53H36L34 50H37L38 51ZM49 49H54V51H52V52H47ZM55 49H57V50H55ZM104 49V50H103ZM157 49V50H156ZM189 51V54H188V52H187V50ZM192 49H194L193 51H192ZM44 50V52H42ZM88 51V52H86V51ZM96 50V51H95ZM144 50H145V52H144ZM162 50H164V51H162ZM182 50H186V51H182ZM95 51V52H94ZM97 51H98V53H97ZM100 51V52H99ZM134 51V52H133ZM158 51H159V53H158ZM191 51H192V53H193V55H194V53H196L195 55H197L196 57H197V59H196V57H195V55L193 56L192 54H191ZM33 52V53H32ZM35 52V53H34ZM39 52V51H38ZM83 52H85V53H83ZM94 52V53H93ZM107 52H109L108 54H110L112 57H114L116 60L118 59L119 60V58H120V60L119 61H124V62H122L121 61V63L119 62V61H117L118 63H120V67H119V71L121 72H119L120 73V75L121 74H124V73H126V72H128L127 74H125V76H129L128 77V79L125 77H123L122 75H121V77H120V75L119 74H116V71L117 70H115L114 71V69L116 68V67H118V63L116 62L115 64H112V63H114V61H112V63H107V62H111V61H109V60H106L105 58H106V56H107ZM132 52V53H131ZM137 52V53H136ZM138 52H140V53H138ZM157 54H156V53ZM178 52V53H177ZM186 52H187V54L189 55V58H188V55H186ZM49 53V54H48ZM52 53H54V55L52 56ZM88 53H90L89 55H88ZM95 53H96V55H95ZM136 53V54H135ZM145 53V54H144ZM152 53V54H151ZM154 53V54H153ZM32 54L35 56V57H33L32 56ZM100 54V55H99ZM101 54H103V55H101ZM114 54H115V52H114ZM132 54V55H131ZM161 56H160V55ZM176 54H178L179 56L180 55H182L183 57H185L186 58V60L184 59V58H182L181 56H180V58H178L177 60H181V59H183L181 62L179 61L178 63H180V64H178L177 63V61L174 59V57H175V55ZM93 55V56H92ZM94 55H95V59H93L94 58ZM137 55V56H136ZM146 55H147V57H146ZM153 55V56H152ZM157 55V56H156ZM190 55H192L193 57H190ZM36 56H38V57H41V58H38V57H36ZM49 56V57H48ZM51 56V57H50ZM77 56H79V58H77ZM80 56H82V57H80ZM85 56V57H84ZM89 56V57H88ZM101 57V59H100V57ZM131 56V57H130ZM135 56V57H134ZM151 56V58H149ZM165 57V58H163V57ZM178 56V57H179ZM187 56V57H186ZM86 57H88V58H86ZM158 57V58H157ZM195 57V58H194ZM200 57V58H199ZM202 57H203V59H202ZM28 58H29V56L26 58L27 60H28ZM46 58H50L49 60L48 59H46ZM86 58V59H85ZM89 58H92L94 61L96 60V58L98 59V60H96V62L95 63H97V64H95L94 63V61L92 60V59H89ZM131 58V59H130ZM143 58V59H142ZM156 58V59H155ZM160 58V59H159ZM162 58H163V60H162ZM208 58V59H207ZM25 59V60H26ZM36 59V60H35ZM39 59V60H38ZM43 59V61L44 60H46V61H41V60ZM55 62L54 64H48L49 62L48 61H52V60ZM132 59H134V60H132ZM152 59V60H151ZM190 59V60H189ZM191 59H193L192 61H193V63L191 62ZM194 59L196 60V63H195V61H194ZM208 61H207V60ZM214 59V60H213ZM29 60V62H32V61H30ZM38 60V61H37ZM93 61V64H92V61ZM102 60H105V61H102ZM137 60H139V61H137ZM157 60V61H156ZM187 60L189 61L188 63H186L187 62ZM205 60H206V62H205ZM210 60V61H209ZM237 60L239 61V62H237ZM35 61H37V62H35ZM52 61V62H53ZM69 61H72L71 63L69 62ZM128 61H129V64H128ZM134 61V62H133ZM141 61V62H140ZM150 61H152V62H150ZM161 61V62H160ZM203 61V62H202ZM228 61H230V63L228 62ZM234 61H236V62H234ZM91 64H90V63ZM102 62V63H101ZM126 62H127V64H126ZM133 62V63H132ZM167 62V63H166ZM214 62V63H213ZM58 63H59V65H58ZM69 63V64H68ZM74 63H75V65H74ZM81 63V64H80ZM82 63H84V65L82 64ZM86 63H87V65H86ZM140 63V64H139ZM142 63V64H141ZM205 63H206V65H207V67H205L206 65H205ZM236 63H238L237 65H236ZM47 64H48V66L49 67H47ZM71 64V65H70ZM95 64V65H94ZM98 64H100V66L98 65ZM112 64V65H111ZM124 66H123V65ZM126 64V65H125ZM131 64H134V65H131ZM162 64H164V65H162ZM167 64V65H166ZM187 64V65H186ZM56 65H58L59 66V69H57L58 68V66H56ZM76 65H80V66H78V68H77V66ZM83 65V66H82ZM92 66V65H94V69L92 68H90V70H97V69H95V67L97 68V66H98V68L100 69V68H102L103 70H104V68L106 67L107 69H106V74L107 75H104V77H103V74L102 73H105V71H103V70H101L100 69V72H102V73H98V70L96 71L99 75H96L97 73L95 72V71H91L93 74H94V72L96 73V74H90V70L87 68L88 66ZM110 65H111V68H110ZM146 65V66H145ZM148 65V66H147ZM165 65L167 66V67H165ZM205 65V66H204ZM211 65V66H212ZM47 67L48 69L46 70L45 69V67ZM56 66V67H55ZM71 66H73V67H71ZM74 66H76V67H74ZM90 66V67H91ZM108 66H109V68H108ZM136 66V67H135ZM139 66V67H138ZM187 66V67H186ZM214 66V65H213ZM213 66H212V68H211V70H213ZM52 67V68H51ZM53 67L56 69V70H58V71H60V73H58V71H56L55 69H53ZM71 67V68H70ZM82 67V68H81ZM125 67H127V68H125ZM156 67V68H155ZM160 68L161 67V69H158V68ZM162 67H163V69H162ZM170 67V68H169ZM184 67V68H183ZM205 67V68H204ZM237 67H239V68H237ZM246 67V68H245ZM32 68H34V66H32ZM51 68V69H50ZM76 68V69H75ZM137 68V69H136ZM207 68V69H206ZM235 70H234V69ZM40 69H41V71H40ZM50 69V70H49ZM61 69V70H60ZM63 69V70H62ZM84 69V70H83ZM110 69V70H109ZM121 69V70H120ZM126 69H128L129 71H127ZM131 69V70H130ZM135 69V70H134ZM166 69V70H165ZM205 69V70H204ZM44 70V71H43ZM69 70V72L70 71H72V70H74L75 72H77L76 74L75 73H73V72H71V74H72V76H73V74H75L74 76H73V78L71 77V75L70 74H68L69 72H66V71H68ZM76 70H78V71H76ZM85 70H88V72H89V74L91 75H89L88 73H86L87 71H85ZM112 70V71H111ZM139 70V71H138ZM145 70H147V71H145ZM149 70V71H148ZM152 70V71H151ZM160 70V71H159ZM165 70V71H164ZM201 70V71H200ZM238 70H239V72H238ZM44 73H46V74H44ZM46 71V72H45ZM53 71H55V72H53ZM64 71H65V73H64ZM80 71L81 72H83V74H81L80 73ZM108 71H109V73H108ZM132 71H134V72H132ZM143 71V72H142ZM172 73H171V72ZM198 71L200 72V73H198ZM48 72V73H47ZM49 72L51 73L52 72V74H49ZM79 72V73H78ZM113 72V73H112ZM117 72V73H118ZM139 74H138V73ZM141 72V73H140ZM162 72V73H161ZM231 72V73H230ZM241 72H242V74H241ZM43 75H45V76H43ZM62 73V74H61ZM129 73H131V74H129ZM135 73V74H134ZM142 73H143V75H142ZM148 73V75H146ZM158 73H160V75H162L161 77H160V75L158 74ZM164 73V74H163ZM182 73V74H181ZM185 73V74H184ZM192 73V74H191ZM236 73H238L239 74V77H238V74H236ZM244 73V74H243ZM49 74V75H48ZM58 74V75H57ZM70 75L69 77H68V75ZM79 74H81V75H79ZM87 74V77L89 78V76H90V80L87 78H85L86 79V81H85V79H84V77H86L85 75ZM102 76H101V75ZM116 76H115V75ZM160 77V78H158V76ZM175 74V75H174ZM180 74V75H179ZM184 74V75H183ZM247 76H246V75ZM47 75H48V77H47ZM52 75H53V78H52ZM62 75V76H61ZM79 75V76H78ZM89 75V76H88ZM133 75V76H132ZM156 75V76H155ZM172 75V76H171ZM174 75V76H173ZM177 75H179V76H177ZM195 75V76H194ZM212 77H211V76ZM236 75V76H235ZM245 75V76H244ZM64 76V77H63ZM66 76V77H65ZM83 76V77H82ZM94 76H97V77H94ZM105 76H108V77H106V78H112V80L109 78V79H107V80H105L106 78H105ZM114 76H115V78H114ZM120 78H119V77ZM145 76H146V78H145ZM175 76H177V79H178V81H177V79H175V78H173V77H175ZM186 76V77H185ZM43 78V79H41V78ZM70 77H71V79H70ZM74 77H76L75 78V80H74ZM81 77L83 78L82 80H81ZM93 77V78H92ZM99 77V78H98ZM138 77V78H137ZM150 77V78H149ZM164 77V78H163ZM211 79H210V78ZM237 77V78H236ZM244 77V78H243ZM246 77V78H245ZM45 78H48V79H46V82H45ZM54 78H55V80L57 81H55L54 80ZM66 78H69V79H67V80H65ZM95 78V79H94ZM97 78V79H96ZM161 78H163V80L165 81V82H167L168 84H166ZM166 78V79H165ZM185 78V79H184ZM188 78V79H187ZM198 80H197V79ZM51 79V80H50ZM58 79V80H57ZM101 79V80H100ZM113 79H115V80H113ZM141 79V80H140ZM153 79V80H152ZM156 79H160L159 81L158 80H156ZM167 79H168V81H167ZM172 79H174V81H177V82H174V81H172ZM183 79L185 80V82L183 81ZM194 79H195V81H194ZM201 79V80H200ZM209 79V80H208ZM47 80H48V82L50 81H55L56 82V84L53 82H49V83H47ZM78 80V81H77ZM93 80H97V82L96 81H93ZM140 80V81H139ZM147 82H146V81ZM188 80H190V81H188ZM225 80L226 79H224V82H225ZM45 82V83H43V82ZM66 81H72L73 82V86H72V84H71V88L69 87L70 86V84H69V82H66ZM75 81V82H74ZM85 81V82H84ZM91 81H93V82H91ZM102 81H104V82H102ZM105 81H106V83H105ZM125 81V82H126ZM142 81L146 84H143L142 83ZM154 81H158V82H156L157 84H155L154 83ZM162 81H163V84H160V83H162ZM183 81V83H184V85H183V83L181 84V83H178V82H182ZM214 81V83H212ZM71 82V83H72ZM78 82H80V83H78V85H77V83ZM82 82V83H81ZM89 82H91V83H89ZM136 82H138L136 85L138 86V88H137V86L135 85V83ZM140 82V83H139ZM189 82H190V84H189ZM227 82V81H226ZM47 83V84H46ZM58 83V84H57ZM63 83V84H62ZM84 83H89V86H87V85H85ZM95 83H97V84H95ZM134 84V86H133V84ZM141 83H142V85H141ZM151 85V88L153 89L154 88V91H152V89L150 88L149 89V84ZM165 83V84H164ZM175 83H177L176 84V86H179V88H178V90H180L181 91V89L182 90H184V91H181L184 95H185V97H183V95H181L180 96V94H181V92H177L178 94H177V96H175V92L173 93L174 94V96L173 95H171V100H169L170 99V95H167L166 94V97L165 98H167V96L169 97V98H167L168 100L166 101V102H168V103H170V104H168L167 103V106H165L166 105V102H163V100H162V98L164 99V96H165V93L167 92L168 93V91H170L171 89V91H173V89H174V87H176V86H174L175 85ZM197 83V84H196ZM199 83V84H198ZM212 83V84H211ZM67 84V85H66ZM128 86H126V85ZM130 84V85H129ZM132 84V85H131ZM158 84H160V85H158ZM173 84V86H171ZM180 84V85H179ZM188 84V85H187ZM192 84V85H191ZM42 85H44V86H42ZM57 85V86H56ZM62 87H61V86ZM87 86L86 88L84 87V86ZM105 85V86H104ZM119 85H121L122 86V88L120 89V87L121 86H119ZM123 85H125V86H123ZM149 85V86H148ZM152 85H154V86H152ZM161 85H163L162 87H161ZM164 85H166V86H164ZM181 85H182V87H181ZM56 86V87H55ZM68 86V87H67ZM75 86V87H74ZM104 86V87H103ZM131 86H133V87H131ZM155 86H159V87H155ZM168 86H171V87H168ZM193 86V87H192ZM195 86H197V87H195ZM200 86V87H199ZM210 87L208 90H206L208 87ZM66 87H67V90H66ZM81 87V88H82ZM130 87V88H129ZM142 87V88H141ZM184 87V88H183ZM186 87H189V89H191V90H189V91H194V96H193V94H191L190 93V95H189V91H188V88H186ZM111 88V89H110ZM132 88L134 89L133 91H132ZM141 88V89H140ZM144 88H146V90L144 89ZM164 88V89H163ZM165 88H167V89H165ZM63 89V90H62ZM89 89H92V90H89ZM129 89V90H128ZM141 91L142 89H143V92L141 91V93H140V91ZM159 89V90H158ZM169 89V90H168ZM187 89V90H186ZM45 89H43V91H44ZM46 90V93L48 92ZM65 90V91H64ZM80 92H78V91ZM89 90V91H88ZM102 90V92H100L101 93V95L98 93L99 91H101ZM116 90V91H115ZM148 90H149V92H148ZM157 90V91H156ZM163 90V91H162ZM164 90H165V92H164ZM167 90V91H166ZM177 90V89H176ZM210 90V91H209ZM76 91L78 92V93H76ZM89 93H88V92ZM94 91H96L97 92V94L98 95H96V92H94ZM104 91V92H103ZM111 91V92H110ZM120 91V93L122 94H118V92ZM127 91V92H126ZM135 91V92H134ZM139 91V92H138ZM145 91V92H144ZM151 91V92H150ZM171 91L168 93V94H171ZM187 91V93L188 94H186L185 92ZM82 92V93H81ZM84 92H87L86 94H89V95H86ZM91 92V93H90ZM112 92H114V93H112ZM116 92V93H115ZM156 92V93H155ZM162 92V93H161ZM57 93V94H56ZM61 93V94H62ZM104 93V94H103ZM107 93H109V94H107ZM110 93H111V95H110ZM133 93V94H132ZM135 93V94H134ZM150 93V94H149ZM197 93H198V95H197ZM199 93H200V96H199ZM81 94H82V96H84V97H82L81 96ZM124 94V95H123ZM129 94H130V96H129ZM137 94H139V95H137ZM146 94V95H145ZM155 94V95H154ZM158 96H157V95ZM163 95V97L161 96V95ZM202 94V95H201ZM217 94H218V96H217ZM54 95V94H53ZM78 95V96H77ZM94 95H95V97H94ZM128 97H127V96ZM136 95V96H135ZM145 95V96H144ZM226 95V96H225ZM63 96V97H62ZM76 96L77 97H79V98H76ZM87 96V97H86ZM92 96V97H91ZM100 96H101V99H99L100 98ZM108 96H109V98H110V100L111 99H113V103L111 104V102L112 101H110L109 99H108ZM121 96V97H120ZM127 97L128 99H132L133 100V102L137 105V108H138V112H139V116L138 117H133V119H131L130 121H129V123L128 124H123V125H121L120 124V114L119 113H122L123 111H121V110H124V106H122V105H120V107H123V109H121L120 107H118V109L116 110V108L113 110L112 109V105L113 106H115L116 105V107L117 106H119L118 104H116L118 101H121L122 100V98L123 97ZM142 96V97H141ZM189 96L192 98V100L196 103H194V102H192V100H190L191 102H192V104H191V102H187V99H190L189 98ZM203 96V97H202ZM206 96H207V98H206ZM92 98V100H89V99H91ZM162 97V98H161ZM84 98H85V100H84ZM96 98V99H95ZM119 98H120V100H119ZM137 98H139V99H137ZM140 98H142L141 99V101H140ZM158 98H160V99H158ZM178 98V99H177ZM180 98V99H179ZM205 98V99H204ZM227 98V99H226ZM86 99L88 100V101H86ZM95 101H94V100ZM105 99H107V102H105L106 100ZM116 99V100H115ZM118 99V100H117ZM145 99V100H144ZM146 99H147V103H150V102H152L153 101V103H155V102H157V106L159 107V106H163L164 107V110H165V114H167L168 115V117L169 118H171V116H172V119H174V121H175V119H176V121L177 120H179V118H180V120L182 121V124L184 123H188L187 124V126H186V128H184L185 126H184V124L183 125H181V122H180V120L177 122V123H180L179 125H178V127H180V132H183V133H185V132H187V131H190V137L188 136L187 138L188 139H186V141L188 142H186V144H184L185 142L183 141L182 143L183 144H179L178 142H176V141H172V143L170 142H168V144L166 145L168 148H172V150L170 149V151H174V153H172V154H170L171 152L169 151V149L168 150H166V152H165V150H163V145H165V144H161V143H163V142H160V144H155V145H158V146H160V148H162V149H160L161 151L163 150L164 152H161V156L158 158V159H153V158H157L160 154H158L157 155V157H151V158H148V157H145V158H142V159H134V160H137L136 162H134V160L133 161H131V159L130 160H126V156H128L127 155V151H125L126 149L128 150V148H131V147H133V148H135L134 150H137V148H139L140 147V145H141V147L142 146H144V145H148L149 144V142L147 141L146 142V140L148 139V140H150L151 138H155L156 140H159L160 138H161V136H162V134H160L158 131L160 130V129H158V128H156L155 126H154V124L152 123V121L155 119V117H154V114H155V112H154V110H153V113H152V110H148L147 108H149L150 109V107L149 106H147L146 105ZM153 99H155V100H153ZM183 99H185V100H183ZM237 99V98H236ZM78 100V101H77ZM98 100H100V101H98ZM136 100V101H135ZM139 100V101H138ZM149 100V101H148ZM181 100H182V102H181ZM198 100V101H197ZM205 100V101H204ZM206 100H208V101H206ZM211 100H212V102H213V104H212V102H211ZM233 100V101H232ZM249 100H253V98L252 99H248V101ZM71 101V102H70ZM73 101H75L76 102V104H77V102H78V107H79V105H80V107L78 108L77 107V105H74L75 104V102H73ZM80 101H82V102H80ZM142 101H144V102H142ZM181 102V104H180V102ZM184 101H186L187 103H190V104H187L186 103V105H185V102ZM197 101V102H196ZM203 101V102H202ZM211 102V104L214 106V108H213V106L210 104V102ZM216 101H217V103H216ZM229 101V102H228ZM232 103H231V102ZM260 100H258L257 99V102L255 103V104H257L258 105V102H259ZM61 102V103H62ZM92 104H94V105H92ZM104 102H105V104H104ZM110 102V103H109ZM116 102V103H115ZM122 102V101H121ZM120 102V103H121ZM139 102H140V104H139ZM172 102V103H171ZM183 102H184V104H183ZM200 102H202V103H200ZM206 102V104L204 105L203 103H205ZM62 103V104H63ZM71 103H72V105H74V106H72L71 105ZM102 103L104 104V105H102ZM109 103V104H108ZM119 103V102H118ZM119 103V104H120ZM143 103V104H142ZM164 103H165V105H164ZM174 103V104H173ZM216 103V105H214ZM220 103V104H219ZM225 103V104H224ZM226 103H227V105H226ZM261 103V101L259 102V104ZM68 104H66V105H68ZM115 104V105H114ZM142 104V105H141ZM145 104V105H144ZM184 106H183V105ZM236 104V105H235ZM108 107H106V106ZM144 105V106H143ZM168 105H169V109H170V106H171V109L173 108V106H174V108H175V111H174V109H168ZM191 105H194V106H191ZM206 105H208L207 107L210 109L211 108V106H212V108L216 111L215 113L216 114H214V115H212L211 114V112L209 111V109L207 110V109H205L206 108ZM220 105H223V107L222 106H220ZM35 106H36V109L37 108H39L38 107V105L36 104H33V108H35ZM88 106V107H87ZM89 106H90V108H89ZM94 106V107H93ZM96 106V107H95ZM178 106V107H177ZM182 106V107H181ZM189 106V107H188ZM192 108H191V107ZM198 106V107H197ZM205 106V107H204ZM216 106V107H215ZM226 108H225V107ZM74 107H76V108H74ZM102 107H105V109L104 108H102ZM145 107V108H144ZM166 107H167V109L169 110V111H167V109H166ZM178 109H177V108ZM181 107V108H180ZM184 107H187V108H184ZM200 107V108H199ZM219 107L220 108H222V109H220L219 110ZM229 109H228V108ZM235 109H234V108ZM242 107V108H241ZM246 107H248V108H246ZM42 107H40L39 109H37L36 110V112H38V113H40V112H43V110H45L44 108H42ZM78 108V109H77ZM87 109V112H89V110H90V112H92V113H90L89 112V114H87V113H85V111H86V109ZM97 108V110H95ZM111 108V109H110ZM119 108H120V111H118L119 110ZM191 108V109H190ZM194 108V109H193ZM202 108V109H201ZM203 108H204V110H203ZM233 108V109H232ZM40 109H41V111H40ZM75 109H76V113L75 112H73V111H75ZM107 109V111L105 112V110ZM110 109V110H109ZM194 110V111H196V112H191V114H190V110ZM197 109V110H196ZM201 109V110H200ZM217 109V110H216ZM249 109V110H248ZM253 111H252V110ZM260 109H262V107L260 108ZM40 112H39V111ZM79 110V111H78ZM84 111V113L86 114V117L84 116V114L83 113H81V112H83ZM98 110H100V111H98ZM116 110V111H115ZM198 110L200 111V113L202 114V116L208 111V112H210V114L212 115H210L208 112H207V116H206V114H205V116L203 117V120H202V116L199 114V112H198ZM212 110V109H211ZM213 110V111H214ZM219 110V111H218ZM223 110V111H222ZM246 110H248V111H250V112H247ZM46 111V110H45ZM44 111V112H45ZM55 111V112H54ZM69 111H66V112H69ZM95 111V112H94ZM111 111V112H110ZM118 111V112H117ZM131 111V110H130ZM129 111V112H130ZM142 111H143V113H142ZM145 111V112H144ZM148 111L150 112V113H148ZM174 111V112H173ZM186 111V112H185ZM212 111V112H213ZM220 111H222V112H220ZM225 111V112H224ZM259 111H261V110H259ZM258 111V112H259ZM65 112V113H66ZM71 112H73V114L71 113ZM94 112V113H93ZM96 112H98V113H96ZM99 112H101V113H99ZM109 112V113H108ZM115 112H117V113H115ZM132 112V111H131ZM130 112V113H131ZM167 112V113H166ZM173 112V113H172ZM178 112V113H177ZM185 112V113H184ZM187 112H189V113H187ZM220 112V113H219ZM224 112V113H223ZM78 113V114H77ZM105 113L107 114L108 113V115L110 116L111 115V118L108 116V115H106V117H104L103 115H105ZM142 113V114H141ZM152 113V115L153 116H151L150 114ZM182 113H184L183 114V116L181 115ZM197 113L199 114V115H197ZM225 113H226V115H225ZM234 113L236 114V115H234ZM243 113H245V116H246V119L243 121L242 120V114ZM45 114L46 113H44V115H43V113H40V115H38L37 114V116H35V117H38V116H40V117H44L45 116ZM80 114V115H79ZM97 114H99V115H97ZM117 114V115H116ZM171 114V115H170ZM185 114H189L190 116H186L185 117ZM196 115V116H198V118L201 116V120H202V122L204 121V118H206L205 119V121H207V122H204V123H202L201 122V120H200V118H199V120H198V118L197 117H195L194 115ZM221 114H223V116L221 115ZM42 115V116H41ZM62 115H63V117H62ZM69 115V116H68ZM93 117H92V116ZM96 115H97V117H96ZM140 115H142V116H140ZM145 115H147L146 117H144ZM180 115V117L178 118V116ZM191 115H192V117H191ZM215 115H217L218 116V118L216 117H214ZM220 115H221V117H220ZM233 115H234V117H233ZM239 115V116H238ZM240 115H241V119L239 118L240 117ZM72 116V117H71ZM81 116V117H80ZM83 116V117H82ZM87 116H88V118H90V119H92V122H91V120H89V122H88V125L90 126V128H87L88 126H85V125H87V122H86V120L88 119L87 118ZM89 116H91V117H89ZM98 116H99V118H98ZM104 118H106V120L105 119H103V117ZM114 116V117H113ZM115 116H116V118H115ZM117 116H119V117H117ZM177 116V117H176ZM182 116V117H181ZM193 116L195 117V118H193ZM211 116V118L209 119V117ZM225 116V117H224ZM238 116V117H237ZM249 116L251 117V118H249ZM261 116V115H260ZM85 117V118H84ZM102 117V119H100ZM113 117V118H112ZM148 117V118H147ZM151 117H152V119H151ZM183 117H185L188 121H183L184 119H183ZM190 117L191 118H193L192 120H190ZM212 117H214V118H212ZM233 117V118H232ZM63 118H64V120H66V121H68L70 118H72V119H70V122L71 121H75L76 119V121H79V126H80V129H81V131L83 132V134L86 132V130L88 131V132H92L93 134H91V133H88V132H86L85 134L87 135V136H89V134H90V136L89 137H91V138H93V137H96L95 135H98L100 138H98V136L96 137V139H99L100 141H101V139H102V141H101V143L103 144V147H105V146H108V149H109V151H115V150H117L118 152H119V156L121 157V159H123V160H121L120 159V161H117V162H115V163H110V161L109 160H107V163H105L104 165L107 167V168H103L102 169V167L100 166V164H98V163H96V162H94V161H91V160H88V159H84V158H79V159H82V160H79V159H75L78 163L76 164L75 162H74V150H73V148L72 147H70L71 146V143H70V141L69 140H67V139H69V135H67L68 133H66V135H65V132H62L61 130H63L64 128H65V126L66 127H68L67 125H69V122H64V120H63ZM74 118V119H73ZM83 118V119H82ZM87 118V119H86ZM107 118H108V123H109V125H106V123L107 122H105V121H107ZM110 118V119H109ZM115 118V119H114ZM118 118V119H117ZM137 118H139V119H137ZM143 118V119H142ZM144 118H145V120H144ZM189 118V119H188ZM223 118H226V119H224L223 120ZM230 118V119H229ZM231 118H232V120H231ZM236 118H238V120L236 119ZM249 118V119H248ZM49 119V120H48ZM97 119H100L99 121H100V123H99V121L97 120ZM114 121H113V120ZM116 119H117V121L118 122H116ZM196 120V122H195V120ZM214 120V121H212V120ZM222 120V122H221V120ZM234 119V120H233ZM93 120H95V121H93ZM104 122H103V121ZM137 120V121H136ZM144 120V121H143ZM219 120H220V122H221V124H223L222 126L220 125L219 126V128H218V124H220V122H219ZM235 120H237V122H235ZM247 120V121H246ZM55 123L54 125H51V123ZM55 121V122H54ZM59 122V123H56V122ZM60 121L61 122H63V123H60ZM83 121H85V122H83ZM110 121H113L112 123H110ZM136 123H135V122ZM175 121V122H176ZM190 121V122H189ZM199 121V122H198ZM228 121V122H227ZM231 121V122H230ZM242 121V122H241ZM80 122H82V124H80ZM95 122H97L96 124H95ZM101 122H103V123H101ZM193 122V123H192ZM208 122H209V124H208ZM213 122V123H212ZM233 122V123H232ZM66 123V124H65ZM85 125H84V124ZM90 123V124H89ZM105 123V124H104ZM132 123V124H131ZM133 123L135 124V126H137V127H134V125H133ZM144 123H145V125H144ZM147 123V124H146ZM190 123H192V124H190ZM227 123V124H226ZM238 123H240V124H238ZM56 124H62V125H57L58 127V129H56ZM91 124H93V125H91ZM97 124H102V126L104 125L105 126V128H104V126L103 127H101L100 129H102V130H99L98 128H96V127H99V125L98 126H96L95 127V125H97ZM110 124L112 125V127H109L110 126ZM114 124V125H113ZM143 124V125H142ZM197 124V125H196ZM232 124V125H231ZM233 124H238V125H236L237 127L239 126V128H235V125H233ZM245 124H247V126H245ZM84 125V127L85 128H87L86 130H85V128L83 127V128H81L82 126ZM121 125V126H120ZM127 125H128V127H127ZM132 125H133V127H132ZM146 125H149V126H146ZM190 125H191V127H193V128H191L190 127ZM196 125V126H195ZM206 126L207 128H208V130H210V129H212L213 131H221L219 134H210V133H205V131H204V129H199V128H201V127H203V126ZM215 125H216V128H215ZM243 125L245 126L244 128H243ZM53 126H54V129H53ZM91 126H93V127H91ZM107 126V127H106ZM117 126V127H116ZM119 126V127H118ZM127 127V129H126V127ZM142 126V127H141ZM146 127V128H144V127ZM184 126V127H183ZM234 126V127H233ZM60 127H61V130H60ZM148 127V128H147ZM197 127V128H196ZM221 127V128H220ZM228 127V128H227ZM92 128H96V129H98V130H94V131H91L92 130ZM114 128V129H113ZM120 128V129H119ZM137 128V129H136ZM142 130H141V129ZM183 128H184V130H183ZM196 128V129H195ZM210 128V129H209ZM49 129H53L54 130V134L56 133V136H57V133H59V134H62V133H64V135L65 136H63V134L61 135L62 136V138H59V137H61V136H57L58 138H56V136L53 134V133H50V132H53V130L51 131L50 130V132H49ZM56 129V130H55ZM91 129V130H90ZM135 129V130H134ZM150 129H153L152 131L150 130ZM158 129V131H155V130H157ZM186 129V130H185ZM193 129V130H192ZM197 129H199V130H197ZM214 129H216V130H214ZM225 131H224V130ZM85 130V131H84ZM90 130V131H89ZM108 130H112V131H116V133H113L112 131H108ZM119 130V132H118V134H117V131ZM123 130H125V131H123ZM137 130V132H134V131H136ZM141 130V131H140ZM146 130V131H145ZM223 130V131H222ZM56 131V132H55ZM57 131H61V132H57ZM107 131H108V133H107ZM128 131H131V132H134V133H136V134H134V133H132L131 134V132L129 133ZM143 131H145V132H143ZM150 131V132H149ZM194 131V132H193ZM48 132V133H47ZM97 132V134H95V133ZM98 132H99V134H98ZM100 132H101V134H100ZM112 132V133H111ZM123 132V133H122ZM124 132L126 133V132H128V133H126L125 135H124ZM155 132H158V134L157 133H155ZM199 132V133H198ZM45 133V134H44ZM50 133V134H49ZM104 133V134H103ZM107 133V134H106ZM122 133V134H121ZM149 133V134H148ZM155 133V134H154ZM169 133H172V132H170V131H167V132H165L164 134H163V136H166V134L167 135H169ZM195 133L196 134H202L201 136H203V137H205V138H202V137H198L197 138V136L195 135ZM204 133V134H203ZM258 133V132H257ZM256 133V134H257ZM49 134V135H48ZM51 134H53V136H55V137H53V136H50ZM108 134H110L109 136H107L108 138H106V135H108ZM114 134H116V135H114ZM128 134V136L130 135V137L132 138V139H130L131 141H129V137H128V142H127V140L126 139H124V137H126L127 138V135ZM138 134V135H137ZM141 134V135H140ZM142 134H144V135H142ZM192 134V135H191ZM221 134H223V135H221ZM225 134V135H224ZM228 134V135H227ZM103 135L105 136V138L103 137ZM112 135V136H111ZM119 137H118V136ZM134 135V136H133ZM153 135V136H152ZM156 135V136H155ZM208 135V136H207ZM220 135H221V137H220ZM258 135V134H257ZM260 135V134H259ZM258 135V136H259ZM28 136V135H27ZM49 136V137H48ZM101 136H102V138H101ZM116 136V137H115ZM122 136H124V137H122ZM193 136H195L194 138H192ZM226 137L225 139L227 140H225L224 141V137ZM229 136V137H228ZM63 137H66V140H64L63 139ZM112 137V138H111ZM114 137V138H113ZM144 137V138H143ZM158 137H160L159 139H158ZM216 137V138H215ZM222 137H223V140H221L222 139ZM231 137V138H230ZM255 137V136H254ZM257 137V136H256ZM49 138H53V141L51 140V142H48V141H50V139ZM54 138H56V139H54ZM110 138V139H109ZM123 138V139H122ZM138 138V139H137ZM141 138V139H140ZM189 138H190V140H191V144L189 143ZM195 138H196V140L198 139V141H196L195 140ZM199 138H200V140H199ZM202 138V139H201ZM217 138H221L220 140L221 141H223V143L222 142H219L220 140L219 139H217ZM27 139H29L28 137H27ZM58 139V140H57ZM59 139H62V141H59ZM103 139H109V140H111V141H107V140H104L103 141ZM114 139H117V140H114ZM137 139V140H136ZM184 139V140H185ZM194 141H193V140ZM209 139V140H208ZM217 139V140H216ZM229 139H231V140H229ZM234 141H233V140ZM122 141V142H124V141H126L127 143H123V145L122 144H118L120 141ZM143 140H145V142L143 141ZM228 140H229V142H228ZM69 141V142H68ZM107 141V142H106ZM114 141H118L117 142V144H115L114 143ZM178 141V140H177ZM193 141V142H192ZM200 141V142H199ZM216 143H215V142ZM230 141H232V143L230 142ZM53 142V143H52ZM59 142V143H58ZM63 142H66V144H68V145H65L64 143V145L62 144ZM130 142V143H129ZM151 142V141H150ZM199 142V143H198ZM228 142V143H227ZM49 143L50 144H54L53 146H55L54 148L52 147V145H49ZM132 143V144H131ZM139 143V144H138ZM159 143V142H158ZM178 143V144H177ZM195 143H196V145H195ZM206 143L207 144H209V146H211L212 145V147H209L208 145L206 146ZM213 143H215V144H213ZM220 145V143H222L221 145L223 146V148H222V146L220 147L218 144ZM238 143V142H237ZM47 144V145H46ZM70 144V145H69ZM106 144H110V145H106ZM114 144H115V146H114ZM127 144V145H126ZM188 144H190V145H188ZM218 146H217V145ZM228 144H229V146H228ZM239 144V143H238ZM39 145V146H38ZM41 145H45L44 147H46V146H51V147H47L46 149L45 148H43V146H41ZM161 145H162V147H161ZM180 145L182 146V145H184L183 147H180ZM199 145V146H198ZM204 145V146H203ZM236 145V144H235ZM241 144H239V146H240ZM41 146V147H40ZM65 146V147H64ZM122 146H124V147H122ZM135 146V147H134ZM150 146V145H149ZM178 146V147H177ZM202 146H203V149H202ZM206 146V147H205ZM226 146V147H225ZM232 146V145H231ZM58 147H60L59 148V151H60V154H59V152H58ZM66 147H69L71 150H73V151H71V150H69L68 148L66 149ZM111 147V148H110ZM176 147V148H175ZM200 148L201 150H202V152L204 153H199V154H194L193 153V150H195V149H197V148ZM207 147H208V149H207ZM218 147H220V148H218ZM225 147V148H224ZM229 147V148H228ZM63 148V151H61V149ZM106 149H107V147H105ZM114 148V149H113ZM120 148V149H119ZM123 148H125V149H123ZM190 148V149H189ZM192 148V149H191ZM222 148V149H221ZM229 150H228V149ZM54 149V150H53ZM65 149H66V155H64L63 156V154H65L64 153V151H65ZM112 149V150H111ZM122 149V150H121ZM174 149V150H173ZM176 149V150H175ZM186 149V150H185ZM213 149V150H212ZM216 151H215V150ZM219 149V150H218ZM236 149V153L234 152V150ZM49 150H51V151H49ZM52 150H53V152H52ZM130 150V149H129ZM190 150V151H189ZM191 150H192V152H191ZM223 150V151H222ZM226 150H228V151H226ZM33 151V150H32ZM57 151V152H56ZM72 154V155H70L69 154V152ZM124 151V152H123ZM170 153H169V152ZM178 151H179V153L180 154H177L176 155V153H178ZM189 151V152H188ZM206 151H208V153L206 152ZM212 151V152H211ZM214 151V152H213ZM52 154H51V153ZM61 152H63L62 153V155H61ZM68 152V153H67ZM169 153V154H166V158H168L169 159V157H170V159L171 160H173V161H170V159H169V161H168V164H167V166L171 163V165H172V169H170V167L168 168V169H170V170H172V171H174V169L175 168H177V167H175L174 166V164H172V163H174L175 162V160L178 158V160H177V162L178 163H175V165L176 166H179V168H177L176 169V171L175 172H177V174L179 175V173L181 172V174L185 171L184 169L187 167V169L188 170H186L184 173H187L186 175L183 173L182 175L180 174L179 176H177V174L175 175L174 174V172H172V171H170V172H168V171H161V168H162V170H163V167H164V169L165 170H168L167 169V166H166V168H165V166H163L164 164H166L167 163V161H166V158H165V153ZM215 152H217V153H215ZM251 152H253V154L251 153ZM263 152V151H262ZM41 153L42 154H44V155H41ZM47 153H49V154H51V155H53V157H54V159H57V157H56V155L58 156V160H54L53 161V157L51 156V155H47ZM159 153H160V151H159ZM186 153H191V154H186ZM209 153H210V155H209ZM238 153V154H237ZM264 153V152H263ZM39 154V157H41V159H42V157L44 156V157H47V158H49L50 160H51V158H52V160L51 161H53V163L56 161L57 162V164H59L60 162V165L61 164H64L65 165V167L64 166H62V168L64 169V171L65 172H62L63 170H62V168L58 165L57 167H58V172L59 173H57V170L55 169L56 168V163L55 164H53V165H55V166H52V168L54 169H51L49 166H50V160H48V163H47V166L49 167H47L46 169H45V164H46V162L44 161V160H42L43 161V163H45L44 165H43V163L42 164H39V160H41L40 158H39V160H38V157H37V155ZM45 154H46V156H45ZM69 154V155H68ZM123 154H124V156H125V159H124V156H123ZM173 154H175V155H173ZM213 154H214V156H213ZM217 154V155H216ZM233 154V155H232ZM246 154L248 155L247 157H246ZM254 155L255 154V156H252L251 157V155ZM41 155V156H40ZM59 155H60V158L62 159V161H61V159L59 158ZM68 155V156H67ZM163 155H164V158H163ZM167 155H168V157H167ZM171 155V156H170ZM187 155H188V157H187ZM194 155V156H193ZM200 155H202L203 157H201ZM242 155H244V156H242ZM261 155V154H260ZM259 155V156H260ZM49 156V157H48ZM69 156H70V158L72 157L73 158V163H75L74 165H71V164H69V165H71L70 167H72V166H74L75 167V165H77V167L78 166H80L81 167V170H80V172H78L77 173V176L76 177H71L73 174H74V176H75V173L73 172V171H69V170H74V167H72L73 169H70L69 168V170L68 169H66L67 168V166L69 167V165L65 162L66 160H69L68 161V163H71L70 162V160H72V158L71 159H67L66 157H68L69 158ZM178 156V157H177ZM184 156H186L187 157V160H186V157L184 158ZM198 156H200V157H198ZM210 156V157H209ZM230 156H231V158H230ZM242 156V157H241ZM33 157H35V160H38V161H35L34 160V158ZM43 157V158H44ZM63 157V158H62ZM66 158V160H65V158ZM123 157V158H122ZM194 157V158H193ZM207 157H209V158H207ZM217 157H218V160H217ZM238 157V158H237ZM261 157V158H260ZM259 158L260 159H263L262 157L263 156H260ZM20 158V157H19ZM75 158H78L76 155H75ZM146 158H148V159H146ZM161 158H163V159H161ZM175 160H174V159ZM182 158V159H181ZM193 158V159H192ZM202 158V159H201ZM203 158H204V160H203ZM213 158V159H212ZM233 158V159H232ZM63 159H64V161H63ZM87 160L88 162L89 161H91V163L89 162L88 164L87 163H85V165H86V168H84L85 167V165L84 164H81L80 162L82 161V162H84V160ZM119 159V158H118ZM146 159V160H145ZM180 159V160H179ZM189 159V160H188ZM191 159V160H190ZM196 159V160H195ZM228 159H230V162L228 163V162H226ZM247 159V160H246ZM250 161H249V160ZM32 160V162H34L35 164H32V162H29V161H31ZM142 160V161H141ZM144 160V161H143ZM161 161L160 162V164L161 163H164V164H162L161 166H163V167H159L160 166V164L158 165L157 163H158V161ZM181 160H183V161H181ZM185 160L187 161V163H189L190 161L192 162H190V164H187V163H185ZM195 160V161H194ZM214 161V163H213V161ZM232 160V161H231ZM236 160V161H235ZM242 160H244V161H242ZM247 162H246V161ZM264 160V159H263ZM41 161V162H42ZM50 161V162H49ZM80 161V162H79ZM123 161V162H122ZM131 161V162H130ZM156 161H157V163H156ZM181 162V164H183V165H181L180 164V162ZM21 162V163H20ZM24 162V164H22ZM67 164H65V163ZM86 162V161H85ZM125 162V163H124ZM127 162V163H126ZM138 162H140L139 164H140V166H138L139 164H138ZM141 162H142V164H141ZM151 163V164H149V163ZM184 162V163H183ZM195 162V163H194ZM204 162V163H203ZM234 162V163H233ZM241 162V163H240ZM252 162H254L253 164L254 165H251L252 164ZM27 163V164H26ZM29 163V164H28ZM96 163V164H95ZM120 163V164H119ZM122 163V164H121ZM130 165H129V164ZM145 163H147V164H149L150 166H151V168H149L150 166L148 165V168L146 169V167H145ZM156 164V165H154V164ZM194 163V164H193ZM201 163H202V165H201ZM218 163H220V164H218ZM224 163H226V164H224ZM228 163V164H227ZM18 164V165H17ZM27 166H26V165ZM30 164H32V166L30 165ZM36 164L37 165H41V167L39 168L38 166L36 167ZM52 164V163H51ZM81 164V165H80ZM92 164V165H91ZM95 164V165H94ZM110 164H111V166H110ZM113 164V165H112ZM119 164V165H118ZM130 166H128V165ZM133 164V166L135 167L136 166V164H138L136 167H135V170H134V168H133V172L131 171L132 170V167H131V165ZM179 164V165H178ZM187 164V165H186ZM192 164V165H191ZM208 164V165H207ZM214 164V165H213ZM245 164H247L246 166L247 167H249L248 165L250 164V168H248V170H247V168H246V166H245ZM9 165V166H8ZM22 165V166H21ZM23 165H25V166H23ZM29 165V166H28ZM83 165V166H82ZM92 168H89V166ZM99 165V166H98ZM142 165H143V168H142ZM154 165V166H153ZM158 165V166H157ZM205 165V166H204ZM229 166V167H226V166ZM235 165V166H234ZM243 166L244 167V169L241 167V166ZM12 166H13V168H12ZM17 167L16 169L17 170H14V168L15 167ZM33 166H35V167H33ZM110 166V167H109ZM152 166H153V168H155V169H157L156 171H154V170H152L153 168H152ZM183 166H185V167H183ZM202 166H204V167H202ZM222 166H223V168H222ZM239 168H237V167ZM7 167H9V168H7ZM24 167V168H23ZM29 167V168H28ZM32 167V168H31ZM55 167V168H54ZM96 167V172L95 171H92L93 170V168H95ZM97 167H98V169H97ZM119 167H120V169L121 170H123V171H121V170H119ZM125 167V168H124ZM128 167H129V169H128ZM157 167H159L160 168V171L161 172H159V169L157 168ZM218 167V168H217ZM234 167H236V169L234 168ZM32 170H31V169ZM46 170V171H43L44 169ZM61 168V169H60ZM141 168V170L142 171H140V170H138V169H140ZM146 170H145V169ZM224 168H225V170H224ZM227 168V169H226ZM230 168V169H229ZM241 168V169H240ZM255 168H256V166H255ZM255 168H254V170H255ZM10 169V170H9ZM19 169H21L20 170V173L21 174H23V175H21L22 177H26L24 180H21V176L19 175V177L17 176L18 175V173H19ZM28 171H27V170ZM49 169H51L50 170V172H49ZM78 169V168H77ZM80 169V168H79ZM82 169H85V171L84 172H82L83 170ZM100 169V170H99ZM118 169V170H117ZM126 169V170H125ZM127 169L128 170H130V172H127ZM136 169H137V171H140V172H137L136 171ZM207 170V172H206V170ZM243 169V170H242ZM247 170V172H246V170ZM253 169V168H252ZM11 170H14L13 172L11 171ZM55 170H56V172H55ZM62 170V171H61ZM67 170H68V172H70V173H68L67 172ZM87 170V171H86ZM89 170V171H88ZM97 170H99V172L97 171ZM107 170H108V172L111 170V172H109V173H107ZM151 170V171H150ZM205 170V171H204ZM232 171V172H229V171ZM235 170V171H234ZM237 170V171H236ZM254 174V175H251L250 174V176H248V174L250 173V171ZM11 171V172H10ZM22 171L24 172V173H22ZM78 171V170H77ZM76 171V172H77ZM114 171V172H113ZM127 173H126V172ZM134 171H135V173H134ZM180 171V172H179ZM188 171H189V174H188ZM226 171H228V173H226ZM257 171H259V170H255V172H257ZM7 174H6V173ZM17 172V174H15V176H10L11 178H8L9 176H7L9 173H16ZM26 172V173H25ZM37 172H39V174L37 173ZM43 172H45L44 173V175H43ZM56 174H55V173ZM85 172H87V173H85ZM91 172H93V173H91ZM98 172V173H97ZM155 172V173H154ZM159 174H158V173ZM162 172H164V173H162ZM170 175V177H169V175L167 174V173ZM244 172V173H243ZM249 172V173H248ZM19 173V174H20ZM28 173V174H27ZM60 173H62L63 175H60ZM65 173H68L69 175H71V176H69V178H68V176L66 175L65 176ZM95 173V174H94ZM114 173V174H113ZM129 173V174H128ZM130 173H131V175H130ZM140 173V174H139ZM157 173V174H156ZM164 174V176L163 175H161V174ZM226 173V174H225ZM59 174V175H58ZM90 174V175H89ZM109 174V175H108ZM111 174V175H110ZM132 174H133V177H132ZM152 174V175H151ZM172 174H174L175 176H174V178H173V176H171ZM191 174V175H190ZM228 174V175H227ZM255 174L257 175V176H255ZM25 175V176H24ZM38 175V176H37ZM39 175H43V176H39ZM50 175V174H49ZM56 175H58V177H56ZM143 175H144V173H143ZM154 175V176H153ZM159 175H161L160 177H159ZM165 175H167V176H165ZM184 175V176H183ZM219 175V174H218ZM226 175V176H225ZM238 176V178H236V177H234V176ZM244 176V177H241V176ZM16 176L19 178H16ZM37 176V177H36ZM159 178H158V177ZM188 176V177H187ZM210 176V177H211ZM253 176V177H252ZM14 177H15V180H14ZM36 177V178H35ZM63 177H64V179H63ZM104 177V178H103ZM137 177V178H136ZM156 177V178H155ZM163 177H165V178H163ZM177 177V178H176ZM185 179V180H182L183 178ZM213 177V176H212ZM226 177V178H225ZM231 177V178H230ZM254 177H256V178H254ZM40 178V179H41ZM46 178H49V177H46ZM45 178V179H46ZM83 179L85 178V177H82ZM153 178H155V179H153ZM160 178H161V180H160ZM172 178V179H171ZM190 178V179H189ZM232 178L234 179V181L232 180ZM236 178V179H235ZM242 178H246L245 180H246V183H245V180L243 179L242 180ZM11 180V182H10V180ZM13 179V180H12ZM17 179H18V181H17ZM32 179V180H31ZM60 179H58L57 181H56V183L58 184V181L59 182H61V180ZM77 179V180H76ZM102 179V180H101ZM115 179V180H114ZM164 179H167V181L166 180H163ZM174 179V180H173ZM180 181L181 182V185H182V181H184V183H183V185L185 186V187H183V185L181 186L180 184H179V182L177 181ZM186 179H187V181H186ZM239 180V182H238V180ZM8 180V181H7ZM31 180V181H30ZM107 180V181H106ZM157 182H156V181ZM158 180H160L159 182H161V181H163V183L164 182H166V184L168 185H166L165 184V186H167V187H171V183H173V182H171L172 180L174 181V183L175 184H173L172 186H176L175 187V190H177V192L178 191H180V193L178 194V195H176V196H179L181 193L183 194L184 193V196H185V198H186V196H187V198H186V200H185V198H184V200H183V198L182 197H184V196H181V197H178V199L180 198V199H182V201H183V203L182 202H180L181 200H178L177 198V202L175 203V204H177L178 202L179 203H182V204H180L181 205V207L179 206L178 208H177V206L179 205V203H178V205L176 206L175 205V208H176V211H177V213L180 211V209H182L181 210V212L182 213H180V215H178L177 216V214H175L176 213V211H172L173 209H172V206H173V208H174V205L173 204H170L169 205V208H170V213H174L175 215H172L173 216V218L171 217V216H169V214H167L168 215V217H170L171 219H173V221H175V219H176V216L177 217H181L182 216V219H179V218H177L178 220L177 221H175V222H177L176 224L177 225H175V222H173L172 221V223H169L170 224V228L172 227V228H174V230L172 229H170L169 228V226H167V228L165 227V229L166 230H164L163 228H164V226H166V225H163L164 224V222H162L163 221V219L166 221V219H167V215H164V216H160V215H163V213L165 212V213H167L166 212V207L164 208V206H165V204H163V202L164 203H166V205H167V201L168 200H166L165 198H164V196H163V194H162V197H160L158 194H161L160 192L159 193H157L158 191L156 190L157 188H156V186H157V183H158ZM238 182V183H233V182H236V181ZM249 182H248V181ZM25 181V182H26ZM78 181V182H77ZM100 181V182H99ZM101 181L103 182V183H101ZM169 181V182H168ZM185 181H186V183H185ZM233 181V182H232ZM241 181L243 182V186L241 185ZM5 182V183H6ZM61 182V184L60 185H63V183ZM96 182V183H95ZM156 182V183H155ZM168 182V183H167ZM176 182H178L177 184H176ZM70 183H72L71 182V180H70ZM92 183V185H90ZM99 183H101V184H99ZM107 183H109L108 185H107ZM112 183V185H110ZM151 183V182H150ZM162 183V182H161ZM162 183V184H163ZM188 183V184H187ZM214 183V182H213ZM231 183V184H230ZM58 184V185H59ZM68 184V183H67ZM82 184V185H81ZM87 184H89V185H87ZM95 184V185H94ZM97 184H99L100 186H102V187H100L99 185H98V187L99 188H97L96 186H97ZM155 184H156V186H155ZM162 184H158V186L159 187H163L164 185H162ZM179 184V185H178ZM192 184V185H191ZM227 184V185H226ZM249 184L251 185L250 187H249ZM256 184H257V186H256ZM59 185V186H60ZM86 185V186H85ZM152 185V184H151ZM239 185H241V186H239ZM248 185V186H247ZM254 185V186H253ZM96 187V188H93V187ZM157 186V187H158ZM179 186H181V189H180V187ZM194 188H193V187ZM232 186V187H231ZM252 186H253V188H252ZM256 186V187H255ZM79 187V188H80ZM158 187V188H159ZM237 189H235V188ZM43 188H45L46 189V187H43ZM187 188V189H186ZM188 188H189V190H188ZM191 188V189H190ZM195 190V191H193V189ZM245 189V190H243V192H242V194H241V192H239L240 191V189ZM247 188H249V191H246V189ZM17 189L20 191V194L18 193L19 191H17ZM27 189V188H26ZM91 189V190H90ZM97 189V190H96ZM101 189H103V190H101ZM180 189V190H179ZM186 189V190H185ZM257 189H259V190H257ZM12 191L10 192V191H8L7 193L10 195H6V192H5V195H6V199H5V195L3 196V193H2V195H1V197L3 198H1L3 201H2V203H4V205H2V207L4 208V209H6L7 208V206H8V208L9 209H6L7 211L8 210H10L11 212H7L8 214H13V212H15L16 211V213L18 212V209L21 207V206H23L24 208H25V206L26 205H28V206H30V205H34L33 203L34 202H37V203H39L40 202V199H39V197L38 196H42L41 194H42V192H41V194H38V199H37V201H35L36 199H35V194H37L33 189L32 190H29V189H27V191L25 190V189H23V188H17V187H15L14 189H11ZM17 191L16 193L14 192V191ZM109 190V191H108ZM191 190V191H190ZM255 190H254V192H255ZM24 191H26V192H24ZM28 191H30V192H28ZM31 191L33 192V194L31 193ZM96 191H97V193H96ZM101 191V192H100ZM107 193H106V192ZM154 191V190H153ZM157 191V192H156ZM183 191V192H182ZM184 191H188L189 192V196H188V192L185 194V192ZM232 191V192H231ZM234 191V192H233ZM242 191V190H241ZM10 192V193H9ZM12 192H14L15 194H18V195H12ZM104 192V194H102ZM192 192V193H191ZM261 192V191H260ZM255 192V193H257V195H259V194H261V195H263L264 194V191L263 192ZM13 193V194H14ZM22 193L24 194H27V196L25 195H22ZM28 193H30V196H29V194ZM109 193H110V196H107V195H109ZM154 193H155V195H157V196H155L154 195ZM157 193V194H156ZM190 193L193 195V193H194V195H197L196 196V198L198 197V194L199 193H201L200 195H199V197H202V198H197V200L199 199V201H200V199L201 200H204V202L202 201H200V204H199V201H198V204L200 205V208L202 209V207H204L206 210H210V211H206L204 208V212L203 213H201V214H196V213H194V210H195V206H196V202L195 201H197V200H195L194 199V201H190L191 200V198H195V196H192V195H190ZM211 193V194H210ZM246 194V193H248V194H246L245 195V197H243L244 196V194ZM250 193H252V194H250ZM105 194H106V196H105ZM181 194V195H182ZM209 194L210 195H212V196H209ZM241 194V195H240ZM250 194V195H249ZM12 195V196H11ZM204 195H206L207 196V198H206V196H203ZM217 195V196H216ZM239 197H238V196ZM8 196H9V199H7L8 198ZM25 198H24V197ZM31 196H34V198H32ZM104 196V197H103ZM112 196H114L115 198L113 199V197ZM208 196H209V199L210 198H214V199H212V200H214V202L216 203H214L213 201H211V199L210 200H208ZM216 196V197H215ZM247 196V197H246ZM11 197V198H10ZM20 198V200H19V198ZM31 197V198H30ZM36 197V198H37ZM105 197H109L108 198V201H109V199H110V201L112 202V200H111V198L114 200L112 203L109 201H107L106 199L107 198H105ZM153 197V198H152ZM157 199V201H156V199ZM21 198H23V199H25V200H22ZM27 198V199H26ZM28 198H30V205H29V201H27L26 202V200H29ZM101 198H104L105 199V201H107V203L104 201V199H101ZM117 198H118V200H117ZM126 200H125V199ZM158 198H160V199H158ZM207 199V200H205V199ZM219 198V199H218ZM0 199V200H1ZM5 199V200H4ZM34 199V200H33ZM123 199H124V201H123ZM7 200H8V202H7ZM42 200V199H41ZM98 200V201H97ZM103 200V201H102ZM115 200H116V202H115ZM147 200H149L150 202L151 201H153V202H151L152 204H150V205H148V201ZM159 200V201H158ZM163 201V202H161L162 203V205H157V204H161L160 203V201ZM245 200H247V199H245ZM15 201V202H14ZM18 201V202H17ZM19 201H20V203H19ZM26 202V204H25V206H24V202ZM39 201V202H38ZM208 201H210L209 202V204H208ZM217 201V202H216ZM238 201V200H237ZM13 202V203H12ZM32 202V203H31ZM101 203V204H99V203ZM103 202V203H102ZM105 202V203H104ZM118 202V203H117ZM120 202V203H119ZM146 202H147V204H146ZM188 202H190V205H189V209H190V211L192 212V202L194 203V205H193V213H194V215L192 214V213H190V211H189V209H188V214L187 213H185V216H187V219H186V221H185V219H184V213H183V207H186V205L188 204ZM8 203V205H6V204ZM11 203V204H10ZM17 203V204H16ZM19 203V204H18ZM114 203V204H113ZM202 203H205V204H202ZM23 204V205H22ZM36 204V203H35ZM78 204V205H79ZM88 204H86V205H88ZM118 204V205H117ZM213 204H215V205H213ZM12 205V206H11ZM14 205V206H13ZM16 205H17V207H16ZM104 207H103V206ZM112 205V206H111ZM114 205H116V206H114ZM145 205H146V207H145ZM164 205V206H163ZM172 205V206H171ZM183 205V206H182ZM202 205H205V206H202ZM230 205H231V207L230 206H228L227 208H229V210L230 209H232V203H230ZM19 206V207H18ZM114 206V207H113ZM122 206V205H121ZM120 206V207H121ZM153 206H155V208H156V210H154L155 208H153V210H152V207ZM157 206L159 207V206H162V209H165L164 210V212L162 211V213L161 212H159V211H161V210H158V208H157ZM191 206V207H190ZM202 206V207H201ZM210 207V208H207V207ZM212 206V207H211ZM14 209H12V208ZM15 207H16V209H15ZM57 206H55L54 208H56ZM63 206H60V207H58V208H62ZM101 207V208H100ZM107 209H106V208ZM195 207V208H194ZM217 207V208H216ZM12 210H11V209ZM27 208H29V207H27L26 206V208L25 209H27ZM122 208V207H121ZM160 209H161V207H159ZM168 208V207H167ZM215 209V211L216 212H214V209ZM211 209H212V211L214 212H212L211 211ZM224 209H226L225 208V206H224ZM152 211V212H150V211ZM158 210V211H157ZM175 210V209H174ZM179 210V211H178ZM227 210V213L229 212L230 214H227V215H229L228 217H226V212L224 211L222 214H223V216L225 217V218H229V220H233V219H235V216H233L234 214V212L231 210V212L228 210V209H226ZM13 211V212H12ZM25 211V210H24ZM82 211H83V209H82ZM155 211H157V212H155ZM186 211H187V209H186ZM145 212V213H144ZM155 212V213H154ZM159 212V215L157 214ZM207 212V213H206ZM211 212V213H210ZM16 213H14L15 214V218L13 219V221L11 222V224H10V227L12 226V225H16V223L17 224H19V226L18 225H16V226H14V228L15 229H20V228H22V226H23V228L25 227L24 225H25V219L23 218L24 216H22V215H20L19 214V212L16 214ZM152 213H154V214H152ZM189 213H190V215H192V216H188L189 215ZM213 213V214H212ZM218 213V214H217ZM225 213V214H224ZM147 214V215H146ZM153 216H152V215ZM156 214V215H155ZM182 214V215H181ZM207 214H209V215H207ZM210 214H211V216H210ZM232 214V215H231ZM17 215H19L20 217H21V219L23 218L24 219V225H22L23 224V222H21V220H20V218L18 217L17 218ZM23 215H25V218H27L28 217V215H26V214H23ZM197 217H196V216ZM208 217H207V216ZM220 215V216H219ZM27 216V217H26ZM149 216V217H148ZM160 216V217H159ZM165 216H166V219H165ZM219 218H218V217ZM147 217V218H146ZM151 217V218H150ZM157 217V218H156ZM159 217V218H158ZM188 217H190V218H188ZM193 217H194V219H193ZM196 217V218H195ZM211 217L213 218V217H215L214 219H215V221L214 220H212L211 219ZM216 217H217V219H216ZM18 219L17 221L15 220V219ZM145 218H146V220H145ZM154 218V219H153ZM191 218H192V220H191ZM224 218V219H225ZM22 219V220H23ZM150 220V222H152V223H148L147 224V220ZM157 219V220H156ZM162 219V220H161ZM200 219H202V218H200ZM198 220V221H200V222H198L199 224L201 223V221H203V220ZM209 219H211V224H210V222H209ZM15 220V221H14ZM159 220V221H158ZM160 220H161V222H160ZM181 220H182V222H181ZM195 222H194V221ZM19 221H20V223H19ZM169 221L171 222V220L169 219ZM168 221V222H169ZM179 221V222H178ZM193 221V222H192ZM217 221V222H216ZM14 222V224H12ZM16 222V223H15ZM153 222H156V224H157V222L158 223H160V224H162L163 226H161V228H159V227H156V228H159V230L161 231V233L162 232H166V233H162V235H161V233L160 232H158V231H156L157 229L155 228V227H153V226H156ZM166 223V222H165ZM173 223H174V225H173ZM179 223V224H178ZM180 223H182V224H180ZM188 223H185L186 225H188ZM190 223V224H191ZM240 222H238L237 223V225L239 224ZM150 224H151V226H150ZM154 224V225H153ZM160 224H159V226H160ZM241 224H245V222L243 223H241ZM1 225V227L3 228V232H1V239H0V241H3V240H6V242H8V244H11V246L12 247H14L15 249H16V251H18L16 254L19 256V254L20 255H22L23 254V251H22V249H24L25 248V245L27 246L28 244H30V242H31V238H29V237H27V236H30V233H29V231H26V234H25V231L23 232V233H18V232H16V231H14V234H13V231H12V236L11 235H8V233L9 234H11V231L10 230H7V231H5L4 230V228H8L7 226H6V224H0ZM3 225V226H2ZM22 225V226H21ZM236 225V228L237 227H240L241 228V230H242V228L244 229V231H246L245 229L246 228H248V230H249V228L250 227H247V226H245V228H244V225H238L237 226ZM246 225V224H245ZM17 226H18V228H17ZM145 226L147 227V228H145ZM175 226H178V227H176L175 228ZM211 226V227H210ZM218 226V227H217ZM215 227V228H214ZM253 228V227H252ZM177 229V230H176ZM185 229H187V230H189V231H186ZM251 229V228H250ZM254 229V228H253ZM253 229H252V232H253ZM22 230V229H21ZM20 230V231H21ZM25 230V229H24ZM163 230V231H162ZM170 230V232H167V231H169ZM183 230H185V232H183ZM212 230V231H211ZM216 230V231H215ZM247 230V231H248ZM8 231H10V232H8ZM23 231V230H22ZM207 231V232H206ZM215 231V232H214ZM221 231V232H220ZM18 233L19 235H17L16 233ZM157 232V234H155ZM188 232V233H187ZM28 233V234H27ZM182 233H183V235H182ZM210 233H211V235H210ZM220 233V234H219ZM253 233H255V230H254V232ZM20 234H22V235H20ZM23 234H24V236H26V237H24L23 236ZM149 234H152V235H149ZM160 234V235H159ZM173 234V235H172ZM208 234V235H207ZM213 234V235H212ZM250 234V233H249ZM8 236L9 238H6V237H4V236ZM174 235H175V237H174ZM179 235V236H178ZM224 235H225V237L226 238H228V240L230 241V239H231V243L230 244H228V240L224 237ZM147 236V235H146ZM161 236V237H160ZM174 237V238H172V237ZM209 236V237H208ZM218 238H217V237ZM170 237V238H169ZM208 237V238H207ZM216 237V238H215ZM2 238H3V240H2ZM4 238H6V239H4ZM29 238V243L27 242V239ZM156 238H154V239H156ZM178 238H180V240L178 239ZM153 239V240H154ZM158 239H156V244L158 243L157 242V240ZM168 239V240H167ZM224 239H226L227 241H225ZM8 240V241H7ZM26 240V242L25 243H23L24 241ZM179 240V241H178ZM223 240V241H222ZM233 240V241H232ZM9 241H10V243H9ZM16 242L15 244H14V242ZM38 241L40 242V244H41V242H42V239H38ZM38 241L36 240L35 241V243L33 244V240H32V243L31 244H33V245H39V243H38ZM161 241H162V239H161ZM166 241H164L165 243H166ZM176 241V242H175ZM37 242V243H36ZM153 242V241H152ZM160 242V241H159ZM164 242H162V243H164ZM223 242V243H222ZM227 243V244H226ZM20 244V245H19ZM167 244V243H166ZM15 245H16V247H15ZM216 245V246H217ZM224 245H222V246H224ZM21 248H20V247ZM22 246H24L23 248H22ZM171 246V247H172ZM212 248V249H209V248ZM18 248V249H17ZM173 248V247H172ZM175 248V249H176ZM180 248V247H179ZM179 248H177V249H179ZM20 249V250H19ZM215 249V248H214ZM150 251V250H149ZM148 251V252H149ZM20 252V253H19ZM22 252V253H21ZM1 253V252H0ZM150 253V256H149V259L148 260H151V253L152 252H149ZM181 253V252H180ZM17 256V258H19ZM23 256V255H22ZM23 258V257H22ZM20 259V260H19ZM18 259V261H21L19 264H26L25 262H24V259H22L21 260V257ZM143 259H145V258H143ZM153 259L154 260H156L155 258H154V255H153ZM153 261V260H152ZM160 261V260H159ZM180 260H178V262H179ZM207 261H206V263L205 264H207ZM210 263H208V264H210ZM197 264H200L199 262L197 263Z\"/></svg>",
    "mask_w": 264,
    "mask_h": 264
},
{
    "label": "clouds",
    "instance_id": "9594fccd",
    "mask_svg": "<svg viewBox=\"0 0 264 264\" xmlns=\"http://www.w3.org/2000/svg\"><path fill=\"white\" fill-rule=\"evenodd\" d=\"M80 13L77 0H0V133L27 125L38 114L34 103L45 109L61 106V97L47 94L38 83L39 62L30 67L10 51L11 42L29 39L34 29L44 31ZM78 51L64 39L55 59H71Z\"/></svg>",
    "mask_w": 264,
    "mask_h": 264
},
{
    "label": "snow or ice",
    "instance_id": "6c2138e0",
    "mask_svg": "<svg viewBox=\"0 0 264 264\" xmlns=\"http://www.w3.org/2000/svg\"><path fill=\"white\" fill-rule=\"evenodd\" d=\"M225 10L219 13V23L212 24V28L216 30L224 31L226 28H231L233 36L240 39L243 33L236 28V23L239 19L240 13L238 6L232 2V0H224ZM260 5V23L259 29L264 32V0H259ZM218 9V0H204L197 12H216ZM244 29L247 28V24H243Z\"/></svg>",
    "mask_w": 264,
    "mask_h": 264
}]
</instances>
